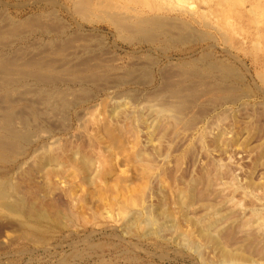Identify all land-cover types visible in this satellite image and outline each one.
Listing matches in <instances>:
<instances>
[{"label":"rangeland","instance_id":"1","mask_svg":"<svg viewBox=\"0 0 264 264\" xmlns=\"http://www.w3.org/2000/svg\"><path fill=\"white\" fill-rule=\"evenodd\" d=\"M50 1H52V2L50 3ZM129 1H130L129 4H127L129 9H127L123 13V16H125V15L134 16L135 15L134 19H136V18L145 19L144 17L146 16L147 17L146 19L150 18V20H151V17L153 16L152 19H154V18H158V19L167 18V19H169L170 18L169 19L170 21H172V19H173V21H176L177 23L183 21V23H181V24L183 26H186L185 27L186 29L188 27L187 34H189V35H187L185 33L186 38L181 40L182 42L181 41L177 42V40L180 38L175 37L174 38L175 40H169L168 41L166 38L165 39H164V37L162 38L163 35L158 33L155 30L149 31L148 32L149 35H148V33H147V35H144L142 33L137 34L138 32H135L133 30L136 27H133V26H132L133 29H131V31L132 32L134 31L133 32L134 34L130 30L126 31L124 33L123 31H121L119 29L121 27L119 25H117L112 19H111L112 20L111 21L109 18V17H114V16L118 17V15H120V13L123 10L112 9V12H113V14H112L109 11L111 9V7L109 9H107V7H103L101 10H98L97 8H95L96 9L95 10L92 7L93 10L92 9L89 10L91 15L89 13V15H87V17L89 16L87 19L86 16H83V14H80V16H79V14L76 11L75 6H73L75 9V10H73V11H75V14H74V12L72 11L73 7H71L72 3L70 0H38V1L37 0H0V24H1L0 30H1V27H2V31H3V29H5V28L7 30L11 29L12 27H10V26L14 27V25L16 26L19 24H21L23 26V28H20L21 31L18 33L19 37L17 35L16 36L15 35H9L8 38L10 39V41H9V39H7V35L4 36L3 38H0V41L2 43H3L2 40H4V42H5V43L0 45V51H2V53L4 52L3 54L0 52V60H3L2 62H5L6 64H7V62H6L7 60L9 61L8 64L13 63V65L12 64L10 65L11 67L5 65L4 70L6 72H10L12 66H14L12 69L15 70L14 68L16 66H22L23 63H26L28 61H30V62L36 61L37 59L34 57H37V58L39 57L37 61H39V62L45 61V62L40 63V64L44 65V72L43 73L44 74L47 73L45 75L48 76L49 78H52V80L49 81L48 87H50L49 89L52 90L53 96H54V93L56 92V90H57V92L58 91L60 92L61 90L64 89V86H65V90H67V91L63 90L62 93L60 92V94H62V95H60L59 93L56 92L55 93L56 96H54L53 100L55 101L56 97L58 98L59 95L62 97H64V95H65L64 98H66L67 101L69 99L71 100V101L70 100L68 101L69 103H71V105L70 104L68 105L69 108H67V105H64L66 108L64 106H62V109L64 108L65 110H61L60 109L61 107H59V109H58V108L50 106V108H49L48 107L49 105L47 104V102L44 103L45 100L43 101V99L40 98V96H42V93L39 94L38 92L34 91V90L37 91L38 89L43 90L41 87L45 88L47 86L44 84H38L37 81L35 84V80H33V79H29L23 83H19L18 85H15L16 86V87H14V89H16L15 91H13V89L12 90L8 89L11 91L10 92L11 94L8 93L7 94L8 97L6 99H4V101L0 98V102L2 101L1 102L2 105L0 104L1 105L0 106V114H1L0 115V121L2 118V114L4 115V113L6 112V110L8 108H10L9 110L12 111V119L15 118L11 121V122H13V124H11V126L9 124H7L6 122H4L5 124H4L3 133L4 134L6 133L5 131L7 129L5 130V127H7V126L8 127H14V128H18L17 130L20 132V134H23L24 136L26 135V137L28 138V139L26 138V140L22 139V140H19V142L18 141L16 142V146L19 145L17 147L18 149L15 147L13 149L14 150L16 149V151L19 153L13 151L12 148H11L12 149L11 150L7 146H6L7 148L5 147L4 149H0V153L2 152V154H0V191H1L0 193L2 194L0 197L1 198L0 199V203H1V205H0V227H1L0 228V239H1L0 240V264H148V263L149 264H264V255H262L263 258L261 256H258V255L257 256H251L250 255L246 259H243L242 255L246 256L247 254L245 252H241L244 250L242 249V247L240 246L239 243L237 245H234L235 242L231 243V244L234 243L233 245L229 244L228 248H227L228 250L231 251L230 253H235L232 255L233 260L226 261L227 262L226 263L225 261H223L222 258H220V256H219L220 253H217V252H219V250H218V248H215L216 247L215 245L204 243L205 245L203 246V245H201V244H203L202 237L197 236L199 233L200 227H201V225H200L201 220H203L204 217L207 216L206 214H209L212 211L208 206V204L211 203V201L214 203L217 202V204L219 203L218 206L217 205L216 206L218 209H220L219 214H221L223 216V218L221 219L223 222L222 221L218 222V223H220V225L218 224L219 226L217 227V232L221 230V227L223 224L225 226H227V225L230 226L232 224L230 222H234L233 221L234 218L229 219L227 217L228 219H225L226 215H229L231 217L230 212L231 213L234 212V215H238L239 219L241 217V218H243L242 220H245L246 218L250 219V217L251 218L253 217V216H250L251 215L250 211H252V210L255 211L257 213V215L258 214L261 215V216L256 215L255 217L257 219L255 217L252 219V221L254 222L253 223L254 229L255 230H256V228L259 230L263 229L262 231H259V230L258 231L260 233L264 232L263 227H262V229L258 228L257 225L255 224L256 220H260L261 223H262V221L264 222V213H263L264 212V188H263L264 187V183H263L264 182V114H263L264 113V82H263L264 81V67H263L264 66V26L260 25L257 27V25L256 26L253 25L251 23V20H252L251 15H249L245 11L248 7H250L251 3H254V4H255V2H256V4L259 3L258 0H244V3H241L237 7L232 8L230 10L227 8H225L223 10L224 4L222 2H219L218 0H211V2H209L205 6L202 5V9H206L208 13H211V14H209V16L211 18H213V19H211L212 25H211V23H206V22L204 24L203 21L197 19L198 15H193L192 13L179 12V11H175V10H171L169 12L168 11L164 12L163 10H159L160 11L159 12L158 10L155 11V9L153 7L147 8L144 5H142V3L139 4L137 2V0H129ZM115 4H116V2H114L113 6ZM210 4H211V6H210ZM242 4H244V5H242ZM123 6H126V5H123ZM130 7H131V9H130ZM50 9H52V10H50ZM208 9H210V10H208ZM235 9H236V11H235ZM70 10H71V12H69ZM45 11H47L49 13H47V12L44 13ZM105 11L106 12L108 11V13H110L112 15H114L117 11V14L114 16H112V15L110 16V14H108L109 16L107 15V17H106L105 16L106 14L103 13ZM213 11H215V12L217 11V13H215ZM54 12H56V13H54ZM236 12H238L241 15L240 16L241 18L234 16V14ZM43 13L45 14V16ZM167 13H168V15H167ZM92 14L95 17H96V15H98L99 17L97 16L95 19V17H93ZM100 14H102L103 16L101 15L102 17H100ZM224 14H227L229 17L231 16L232 30H234V31L236 30L235 32H232L225 27H224V31L219 29V27L221 25V21H222V16ZM159 15H162V16H159ZM245 15H246V17H245ZM58 16H59V18H58ZM156 16H159V17H156ZM242 16L245 18H243ZM30 17L32 18V21H34L35 24L38 23L39 26L34 25V22H32V21L30 22V20H31ZM41 17H45V18H43V20H42ZM50 17H51V20H49ZM103 17H104V20H102ZM140 17H142V18H140ZM19 18L21 20H19ZM121 18H124V17L121 16ZM215 18H218L216 20L217 24H216V21L214 20ZM5 19H7V20H5ZM26 19L27 20L29 19V21H28L29 23L27 22ZM177 19H178V21H177ZM235 19H236V21H235ZM239 19H241L242 21ZM48 20H49V22H48L49 24L47 22H45ZM40 21H41V25L39 24ZM43 21H44V23H43ZM50 22L52 23V25L50 24ZM46 23L48 24V26L46 25ZM53 23H55L57 26ZM239 23H240V25H239ZM42 24H43V28H42ZM112 24H114L115 28ZM244 24H246V25H244ZM116 25L118 26L117 29H116ZM53 26H54V28H53ZM210 26L212 27V29ZM215 26L219 30H217V28ZM8 27H10V28H8ZM64 27H66V30ZM239 27H243L245 29V32L241 33L238 30ZM49 28H52L53 30L50 29L51 30L50 31ZM60 29H62V30H60ZM25 30H26V32H25ZM27 30H32V31H28L29 32L28 33ZM48 30L51 33H49ZM55 30H56V32H54ZM189 30H190V32H189ZM201 30H203L202 32L205 31L204 35L201 33ZM44 31H46V32H44ZM219 31L222 32L223 34L220 33ZM155 32H157V33L155 34ZM194 32H195V34H193ZM206 32L209 35V37H207V39H206V36H208V35H206ZM224 32L226 33V36H225ZM258 32L260 33V35L258 34ZM210 33L212 34V37H211ZM250 33H252V34H250ZM76 34H77V36H76ZM198 34H199V37H197ZM69 35H71V36L69 37ZM73 35H75V36H73ZM200 35H202V36L206 35V36H205V38L204 37L201 38ZM256 35H258L259 41L263 42V45L258 44L259 47L261 48L259 51H254V49H253L254 41H256V38H257ZM66 36H68V37H66ZM93 36H94V38H93ZM142 36H144V37H142ZM222 36H224V37H222ZM47 37H49V38H47ZM55 37H56V39H55ZM82 37H84V39ZM12 38L14 40L13 43H12V41H13ZM226 38H227V41H225ZM17 39H20V40H17ZM45 39H47V40H45ZM57 39L59 40V43L57 42ZM68 39H70V40L67 42L66 40H68ZM186 39H188V40L184 44V41H186ZM27 40H29V41H27ZM95 40L98 42H96ZM146 40L148 43L146 42ZM192 40H194L195 42ZM30 41H31V43H30ZM44 41H46L47 43L46 42L44 43ZM54 41H56V42H54ZM63 41H64V45H62ZM23 42L25 43V45H23L24 44ZM53 42L55 44H57L58 46L53 44ZM65 42L68 44H66ZM127 42H131V43H127ZM166 42H169V44H167ZM29 43L33 47L31 45H29ZM34 43H37V44H34ZM51 43L53 45H51ZM27 44L30 48L28 47L26 49L25 47L27 46ZM33 44L35 45V48H34ZM70 44H72L71 47L69 46ZM92 44H94L95 46H93ZM97 44H98V46H96ZM244 44L246 45V47ZM7 45L10 48H8ZM41 45L42 46L45 45V47L47 45H49V46L46 48L43 47L44 48L43 49ZM86 45H90V46L86 47ZM99 45L100 46L102 45V47H100ZM158 45L162 46V48L158 47ZM16 46L17 47L20 46L22 49L19 47H18L19 48L18 49ZM23 46H25V47L23 48ZM52 46H55L57 48L54 47V49H53ZM68 46L70 48H67ZM165 46L166 47L168 46V47L166 48ZM229 46L231 48H229ZM14 47H16V48H14ZM175 47H176V49H175ZM218 47H220V48H218ZM243 47H244V50L242 49ZM245 48H246V50H245ZM12 49H14V53H17L16 49L19 50L18 51L19 53H17V55L19 54L18 56L20 59L17 60L18 56L12 52L13 51ZM39 49H42V50H39ZM45 49H46V52L44 51ZM75 49H78V50L80 49V50L76 51ZM171 49H173V50H171ZM32 50L34 51L35 54L33 53ZM49 50H51V52ZM56 50H58V51H56ZM70 50H72V51H70ZM81 50H82V52H81ZM161 51H163L164 53ZM205 51L206 52L209 51L210 55L208 53H206ZM243 51L245 54L243 53ZM142 52H143V54H142ZM211 52H212V54H211ZM25 53H27V55ZM44 53H45V55H44ZM53 53H54V55H53ZM55 53H57L58 56ZM60 53L61 54L63 53L64 56H63V54L61 56ZM76 53H78V54H76ZM202 53H204V54H202ZM249 53H250V55H249ZM40 54L43 55V57H40L41 56ZM146 54H148V56L151 55V58L148 57ZM13 55H15V56H13ZM20 55L24 58L20 57ZM29 55L31 56L30 58H29ZM139 55H141V56H139ZM207 55L209 57L210 56H212V57L209 58ZM9 56L10 57L13 56V57L10 58ZM50 56H51V61H49ZM194 56H196L198 58H196ZM56 57L57 58L59 57V58L57 59ZM70 57L71 58L73 57L74 59L72 58V60H71ZM187 57H189V58H187ZM202 57H204L203 60L200 59ZM5 58H7V60H5ZM13 58L16 60H14ZM79 58H81L82 61ZM86 58L89 60V63L91 62L90 63L91 65H88L89 64L88 61L85 62V60H87ZM114 58H115V60H114ZM129 58L132 59L131 62H130ZM25 59H28V61ZM190 59L192 62L190 61ZM194 59L196 61H194ZM55 60H56V62H55ZM138 60H139L138 63H140V64L136 63ZM148 60H150V61H148ZM181 60L184 61V63L186 62V65H184ZM186 60L190 61V62H188V65H187ZM15 61L16 62L18 61V62L15 63ZM21 61H23V62H21ZM97 61H99V62L97 63ZM105 61H107V62H105ZM132 61H134V62L136 61V62L134 63ZM208 61L212 62L218 66H219V63L221 62L222 64H220V65L222 67L219 66V68H221L220 70H223L225 67H227L225 69H228V71L227 70L226 71H224V70L220 71V70H218L219 69L218 67H216V68H218L217 70L215 68V71L209 70L208 69V67H209ZM60 62H62V64ZM75 62H77V63H75ZM180 62H181V64L179 65ZM19 63H21V65ZM101 63H103V65ZM130 63H132V64H130ZM170 63L171 64L173 63L172 66ZM233 63L235 64V66H233ZM58 64L60 66L61 65L62 66L60 67V66H58ZM85 64H87V66ZM149 64L152 67L149 66ZM167 64H169V65H167ZM48 65H52V66H48ZM99 65H102V66L99 67ZM116 65H117V67L118 66H120V67L117 68ZM140 65L143 68H145L146 70L142 69V67ZM207 65H208V67H207ZM46 66H48V67H46ZM53 66L55 68H53ZM196 66H197L198 71L196 70ZM198 66H200V67H198ZM64 67H65L66 71L68 70L67 72L65 71V69H63ZM74 67H75V69H74ZM81 67L82 68L84 67L83 69H85V70L81 71L82 70ZM8 68L10 69V71H8L9 70ZM78 68H79V71H78ZM130 68L132 70H134L135 72L133 73V71H131ZM135 68H138V69L141 68V69L138 70ZM180 68H182L183 70ZM187 68L191 71L186 70ZM161 69H163V70H161ZM200 69H201V71H200ZM232 69H236V70H238V72L236 70H232ZM60 70H62V71L59 72ZM72 70H76V71L73 72ZM96 70L98 71V73ZM94 71H96V73L98 75L95 73V75H92V77H91L90 73L91 72L94 73ZM104 71H106V72H104ZM122 71H124V72L126 71L124 75H121L124 73V72L122 73ZM175 71H178L179 73H177ZM192 71L195 73H192ZM78 72H80V75H79V78H81L80 80H82L83 75H85L87 72V74L90 76L88 77L87 74L85 76L88 77L87 79L91 82H89L87 79L80 82L79 79L77 80L78 77L74 78ZM112 72H113V74H112ZM119 72L121 74H118ZM158 72H160V74ZM166 72H168L169 74ZM229 72H231V73H229ZM60 73L62 74L61 76H60ZM70 73L73 74L72 75L73 78H68L71 76ZM99 73H100V75H102V77L99 76ZM105 73H106V76H103V75H105ZM108 73L110 75L112 74L111 77H110V75L107 76ZM206 73H207V75H206ZM227 73H228V75H227ZM236 73L239 76H237ZM53 74L56 76L55 79H54ZM56 74H58V75H56ZM67 74L70 76H68ZM126 74H127V76H126ZM161 74L162 75L166 74V75L162 76ZM1 75L3 76L2 71L0 70V78L2 77ZM50 75H51V77H50ZM159 75H161V76H159ZM172 75H174V76H172ZM180 75H181V77H180ZM194 75H196V76H194ZM221 75H223L222 77L225 76V79L221 83L223 86L222 85L219 86V88L221 90V92H220L219 88H217V89L213 88L214 84L212 83V81L214 80V78L215 79H221V78H218ZM96 76H98V78ZM211 76H212V78H211ZM216 76H217V78H216ZM94 77H95L96 81L94 80ZM112 77H113V79H112ZM119 77H120V79H119ZM139 77L140 78L142 77V79H140ZM145 77L147 80L145 79ZM163 77H164V79H163ZM168 77H169V80H167ZM173 77H175L176 79H173ZM89 78H91L93 80H90ZM133 78H134V80H133ZM261 78L263 80H261ZM70 79H73V81L77 80V82L79 81V83H77L76 81L70 82V81H72ZM114 79L116 80V82ZM136 79H137V81H136ZM172 79L175 81H173ZM190 79L193 81L189 82V81H191ZM199 79H201V80H199ZM204 79H206V80H204ZM101 80H103V81H101ZM139 80H140V82H139ZM207 80H209L210 82L208 83ZM3 81H4L3 78H2V80L0 79V88L3 86V84L1 83ZM92 81H93V83H92ZM107 81L108 82L110 81L111 83H108ZM86 82L87 83L89 82V83L86 85ZM136 82H138V83H136ZM141 82L145 85H143ZM198 82H199V84H198ZM123 83H125L126 85ZM139 83L142 85H140ZM203 83H205V84H203ZM66 84L68 85L67 88H66V86H67ZM73 84H75V85H73ZM93 84H97L98 88H96L97 85L95 86ZM169 84H170V86H169ZM194 84H196L195 87L193 86ZM224 84H228V85L226 86ZM230 84H232V85H230ZM244 84H245V86H244ZM20 85H21V89L18 88V87H20ZM24 85H26V86H24ZM28 85L31 88H29ZM109 85H110V88H109ZM115 85H116V88H113V87H115ZM119 85H121L123 87H121ZM161 85H163V86L161 87ZM93 86H95V87H93ZM183 86L184 87L186 86V87L184 88ZM221 86L227 90H223V88H221ZM225 86H226V88H225ZM25 87H26V89H25ZM38 87H40V88H38ZM78 87H80L81 90H79L77 92L76 89H78ZM106 87L108 89H106ZM159 87H161V88H159ZM180 87H182V89H184L185 91L180 89ZM190 87H192L196 91L199 89L201 92L200 93L201 95L198 94L199 90L197 92H193V91H191L192 88H190ZM86 88L88 91L86 90ZM152 88H153V90H152ZM167 88H170V89H167ZM176 88H179V89H176ZM186 88H188V89H186ZM72 89H75L74 90L75 92H73ZM95 89H98V90H95ZM205 89H206V91H203ZM208 89H211V90L208 91ZM229 89H231V91H229ZM232 89H234V90H232ZM246 89L250 92H248ZM69 90H70V92H69ZM155 90H156V93L158 92L157 94L159 96L155 92H153ZM171 90L173 91L172 92L173 96L170 94ZM213 90L215 92H213ZM237 90L240 91L241 93L238 92ZM0 91H1L0 94H2L3 89L1 88ZM101 91H103V92H101ZM125 91L128 93H126ZM146 91L147 92L150 91V92L147 93ZM188 91L189 92L191 91L190 96L188 94ZM224 91H226V93ZM14 92H16L17 94L15 93V95H12V94H14ZM79 92H80V94L88 93V95L85 94L86 95V97H85V95L82 94L78 99V96L80 94L78 96H76V95ZM166 92L167 93L169 92L168 95ZM184 92H187V93H184ZM209 92L210 93L212 92L213 97H214V94H216V92L218 94H216L217 96H215L213 98L212 95L209 94ZM36 93H37V95H35ZM138 93H140V94H138ZM150 93H152V94H150ZM4 94L5 93L0 95V97H2ZM57 94H58V96H57ZM119 94H120V96H118ZM122 94H124L125 96H126V94H128V96L125 97ZM133 94H135L136 96L135 95L133 96ZM144 94H145V96L147 95V97L150 96V97H148V99L151 98V96L153 95V97L150 100L153 99L154 101H157V100L159 101V99H160V102H155L158 104H155L154 101L152 103V102H150V100L148 102V100L144 96ZM73 95L77 99L76 98L74 99ZM90 95H93V97ZM112 95H114V96L112 97ZM165 95L167 98L165 97ZM180 95L183 98L185 95L187 97L185 96L186 98L181 99V97H179ZM18 96H20L21 98ZM202 96H203V98H202ZM23 97L25 99H22ZM26 97L27 98L31 97L28 100L31 103H35V104L37 103L36 105H38V106L35 107V104L30 106L28 100H26L27 99ZM62 97H60L58 100H60V101L63 100ZM82 97H84V99H82ZM130 97H133L132 100L130 99ZM135 97H137V98H135ZM154 97L157 100H155ZM168 97H169V99H168ZM170 97H171V99H170ZM188 97H189V99L194 101L193 102L194 104L192 103L191 100L188 99ZM200 97H201V99L198 100V98H200ZM223 97H225L226 100L227 99L229 100V98H230V101L232 100L231 101L232 103L228 100L227 101L223 100L224 99ZM172 98H175V99H172ZM17 99H19L20 101L18 100L19 101L18 102ZM35 99H36V102H35ZM185 99H187V101L188 100L189 101L187 102ZM7 100H10L11 102L9 101L10 103L9 102L7 103ZM58 100H56L55 102H57L59 105L61 102H59ZM128 100H129V102H128ZM130 100H131V102H130ZM170 100H172V101L170 102ZM176 100H178V101H176ZM200 100L202 102L204 101L203 104H202V102H200ZM207 100L210 101L209 104H207L208 103ZM54 101H53V103H54L53 105L56 106L57 103L55 104ZM83 101H85V102H83ZM166 101H167L166 104L169 106H167L165 104ZM179 101L180 102L183 101V102L180 103ZM197 101H199L200 104ZM146 102L148 103V105ZM185 102L187 103V106L184 108L185 109V111H184L185 113H184L182 111L184 109H182V110H180V109H181V107H183L186 104ZM3 103H5V104H3ZM72 103L74 104V107H72L73 106ZM151 103H152V107H151ZM210 103H212V104H210ZM159 104L160 105L162 104V106H159ZM176 104H178L180 106V109H179L178 105L176 106ZM153 105H155V107H153ZM165 105H166V107H165ZM170 105L172 106V108H168V107H170ZM173 105H175V107L178 108L177 110L179 113L175 110V107H173ZM189 105H190V110L187 109V111H191L192 114H191V112L189 113L186 111V108H189ZM192 105H194L193 108H192ZM198 105H200V106H198ZM201 105H203V106H201ZM6 106L8 107L7 109H6ZM24 106H26V107L24 108ZM216 106H217V108H216ZM42 107L44 108V110L42 109ZM157 107L161 112L160 113L159 111H157L159 114H157V112H156ZM161 107L167 109V112L169 114L171 113L174 116L176 115L177 116L176 119H175V117H173V115L170 114L171 115L170 116L166 112V110L164 111V109H162ZM203 107L204 108L207 107V108L204 110ZM262 107H263V109H261ZM26 108H28V109H26ZM35 108H37V109H35ZM12 109H14V110H12ZM33 109L39 111V117L38 118H36L34 116V113H33L34 110ZM38 109H40V110H38ZM51 109H54L53 112L50 111ZM169 109L171 111H169ZM15 110L16 111L19 110L20 112L19 111L16 112ZM22 110L23 111L26 110L25 112L27 114L25 112H23ZM74 110H76V111H74ZM152 110H155V112H153ZM14 111L16 112V115H15ZM56 111H59V112H56ZM80 111L83 115H81ZM143 111L146 113L144 114ZM43 112L46 116H44ZM138 112L139 113L143 112V113L139 114ZM180 112H181V114L183 113L182 114L183 116L180 114ZM199 112H200V115H199ZM21 113H23V114H21ZM51 113L52 114L55 113L57 116L55 114L50 115ZM89 113H91V114H89ZM153 113H154V115H153ZM202 113H204V115H201ZM110 114L112 116L114 115V119ZM137 114H139L138 116L143 115L142 117H144V119L149 118V120L147 122H145L147 125L145 123H143L146 126L142 124L143 118L141 116L139 117V118H141V122H140L139 118H138L139 120H137V117H138V116H136ZM188 114H189V116H187ZM190 114H191V116H190ZM18 115H19V117H18ZM47 115H50V117ZM115 115H117V117ZM167 115H169L168 117H170V118H167ZM192 115H194V116L192 117ZM186 116L188 118H186ZM46 117L47 118L49 117L48 119H51V120H49V122H48V120H46L47 119ZM66 117H67V120L65 119ZM111 117L113 120L110 119ZM122 117H124V118H122ZM132 117H134V119ZM190 117H192V118H190ZM19 118H21L23 120L20 119L21 121H19L18 120ZM43 118H44V120H41ZM54 118H55V120H54ZM57 118H59L62 121V123L66 120L63 123L64 126L62 123H60L61 121L59 122V119H57ZM162 118L166 119V120L162 121ZM33 119H35L34 122H32ZM167 119L169 120V122ZM14 120H16V122H18L19 124H21L23 121H24V123H22L21 125L16 123L17 124L16 125ZM115 120L117 122H115ZM153 120H154V122H153ZM254 120H255V122H254ZM90 121H91V123H90ZM186 121H189V123H187ZM43 122H44V124H43ZM128 122H129V124L126 125ZM51 123H52V125H51ZM151 123H152V125H151ZM160 123H161V125H160ZM29 124H31L32 126ZM38 124H39V126H38ZM26 126H28L29 128ZM33 126H34V128H33ZM102 126H104V127L109 126L108 128H110L112 130L111 135H108V136H111L110 138L113 139L112 141L109 137H107V134L105 132H104V134L101 133L103 131L102 128H104ZM112 126H114V129ZM172 126H173V128H172ZM117 127L119 128V131H118ZM144 127L148 128V129H146ZM259 127H261L262 129ZM22 128L24 130H21ZM125 129H126V132H125ZM134 129L136 131H134ZM43 131H45V132H43ZM128 131H130L129 132L130 135H127V134H129ZM131 131H132V133H131ZM169 132L170 133L172 132L174 134H172V133L170 134ZM222 132H225V133H222ZM119 133H120V135H119ZM116 134H118V135H116ZM169 134L171 136H169ZM29 137H31V138L29 139ZM91 137H92V140H91ZM114 137H115V140H114ZM107 139H108V141H106ZM218 140H220V141H218ZM32 141H34V142H32ZM92 141H94V142H92ZM126 141H128V142H126ZM112 142H114L117 145H115V144L113 145ZM108 144H109V146H108ZM107 146H108V149L105 150ZM43 147H44V149L42 150ZM84 147H85V149H84ZM145 147L148 149L146 150ZM221 148H222V150H221ZM64 150H66V151H64ZM33 151H34V153H33ZM41 152H42V154H41ZM47 152L49 155L48 154L46 155ZM97 152H99V153H97ZM130 152H131V154L129 155ZM132 152H134V153H132ZM147 152L149 153L150 157H153L155 159L154 161H153V158L149 161L150 157L148 156ZM69 153H71V154H69ZM12 154H13V156H12ZM14 154L15 155L17 154L16 157L14 156ZM88 154L90 155L91 159L92 158L94 159V161H93V159L89 160L90 158H88L89 157ZM59 155L62 156L63 159ZM68 155L71 157H69ZM84 155H85V157H84ZM114 155L116 156L115 158L113 157ZM43 156L44 157L45 156H51L52 157V159L49 160L48 165L45 164L44 166H42L45 169L44 168L42 169V167L39 166V160L40 159L39 160L36 159V157L37 158H43ZM86 156H88V157H86ZM136 156H137V158H136ZM144 156L149 157V158H146ZM1 157L3 158V161L1 159ZM58 157H60V158L57 160ZM77 157H79V158H77ZM133 157H134V159H133ZM72 158H77L80 162L81 161L82 162L80 163L78 160L73 159V163H72ZM82 158H84V161L82 160ZM86 158H88V159H86ZM143 158H144V160H143ZM111 159L113 161L112 164H111ZM158 159H159V161H158ZM107 160L109 163L107 162ZM34 161H35V163H34ZM90 161H91V163H89ZM102 161H104V162H102ZM135 161H137V163L139 162L141 165L139 163L138 164L135 163ZM96 162H98V163H96ZM32 163L35 166L36 165H38V166L35 167ZM106 163H107V165H106ZM175 164H177V165H175ZM84 165L86 166V168ZM150 165H151V168H149ZM31 166H32V168H31ZM108 166H111V167H108ZM145 167L149 168L151 171L148 172L147 168H145ZM202 167H204V168H202ZM33 168L36 170H34ZM46 168H48V170ZM51 168H53L52 169L53 171H51ZM72 168H73V170H72ZM78 168H80V169H78ZM212 168H213V170H212ZM28 169L29 170L31 169V171H30V173H32L31 175L29 174ZM32 169H33V171H32ZM59 169H60V172H59ZM84 169L86 170V173H87V175H86L87 179L85 178L86 176L83 177L84 175H82ZM205 169H208V170L205 171ZM219 169H222V170H219ZM39 170H40V172H39ZM42 170H44V171H42ZM57 170H58V172H57ZM89 170H90V172H89ZM200 170H202V171H200ZM214 170H216V171H214ZM34 171L39 172L38 175ZM41 171L44 172V174L41 173ZM45 171H47L48 175ZM62 171L64 173H62ZM209 171H212L214 174L219 173V176H222L221 181H218L219 183L222 182V183H220L222 186L218 187V185H219L218 184V185H216L217 186L216 188H215V186L213 188L216 190V192H219L222 189V191H223V192H221L222 194H220V193L219 194H220V196H222V195L223 196L219 197L216 195H212L211 201L207 198H204L205 199L204 201H203V199L199 200V201L196 200L197 202L193 201L194 202L193 207L190 206L188 209L185 210V212L183 214V212H180L179 207L176 204V200H174V199H176V198H174L175 197L174 193L176 195L179 193L178 190L181 188V185H182V188L183 187L187 188L186 183H187V185H190V186L196 184L195 185L196 191L201 190L205 181L201 180L200 177L205 176L207 173L209 174L210 173ZM224 171L227 173H225ZM52 172H56V173H60V174H56V173L52 174ZM61 173H62V175H61ZM76 173H77V175H76ZM101 173H103V174H101ZM197 173H199V174H197ZM211 173H210V175H211ZM133 174L135 176H133ZM33 175L35 177H33ZM144 175H146V176H144ZM186 175H188V176L186 177ZM89 176H90V178H89ZM151 176H152V178H151ZM36 177H38L39 180ZM51 177L53 178V180ZM79 177H80V180H79ZM197 177H199L200 179H198ZM68 178H69V180H68ZM133 178H134V180H133ZM163 178H164V180H163ZM58 179H59V181H58ZM81 179H83V180H81ZM62 180L64 183L62 182ZM87 180L89 182H87ZM180 180H183V181L181 182ZM232 180L234 181V183H233L234 185L232 184L233 186L231 187L230 184L232 183L231 182ZM27 181H28V183H27ZM174 181H176V182H174ZM177 181H178V183H177ZM190 181H192V182H190ZM194 181H196V182H194ZM199 181L200 182L202 181V182L200 183ZM156 182H158L159 184ZM184 182H185V186H183ZM223 182H225V183H223ZM251 182L255 183V184H253V186H252ZM179 183L180 184L183 183V184L180 185ZM261 183H263V184H261ZM9 184H10V186H9ZM93 184H94V186H92ZM250 184H251L252 188L250 187ZM11 185L14 187H12ZM136 185H138V186H136ZM259 185H261V187H259ZM96 186L98 188H96ZM143 186H145V188ZM174 186H176V187H174ZM236 186H237V188H236ZM8 187H10V188H8ZM24 187H26V189ZM30 187L34 191L31 190ZM133 187L134 188L136 187V188L133 189ZM147 187H148V189H147ZM172 187H173V189H172ZM226 187L229 189H227ZM243 187L245 188V191L243 190L244 189ZM246 187H248V188H246ZM239 188H242V190ZM249 188H251L252 190ZM3 189L5 190V192L8 191L7 192L8 194L6 193L7 195L5 198L4 197L2 198L3 193H5V192H3L4 191ZM89 189H90V191H89ZM130 189L132 190L133 195L131 194ZM140 189H143V190H140ZM214 189H213V191H214ZM217 189H219V190H217ZM225 189H227V190H225ZM230 189H233V190L231 191ZM255 189H257V190H255ZM107 190H108V192H107ZM110 190H111V192H110ZM119 190H120V192H119ZM30 191H31V193H30ZM141 191L144 194L146 192L145 196L143 195V193ZM10 193L12 195H9ZM50 193H51V195H50ZM156 193H158V194H156ZM13 194H15V196ZM135 194H136V196L134 197ZM137 194L140 195L141 198ZM149 194H151V195L149 196ZM226 194H228V196ZM238 194H239V196H238ZM240 194H242V195H240ZM107 195L109 196V198ZM119 195H121L122 198ZM130 195L133 196V198H134L133 200H132V197L130 198ZM217 195H218V193H217ZM243 195H244V197H243ZM44 196H45V198H44ZM47 196L49 198H51L52 201H50V199ZM124 196H125V198H124ZM214 196L216 197V199L217 198H219V199H217V200L214 199L215 198ZM224 196L227 197V198L225 197L226 201H224V203H222V202L220 203L219 202L220 198H223ZM142 197H145V198H142ZM15 198H16V200H15ZM105 198H106V200H105ZM137 198H139V199H137ZM259 198H261V200ZM29 199H31V201ZM71 199H73V200L71 201ZM140 199H142V200H140ZM69 200H70V202H69ZM101 200L103 201L105 206L103 205ZM137 200H138V202H137ZM33 201H34V203H33ZM109 201H111V202L109 203ZM126 201L128 203H126ZM131 201H133L134 203ZM249 201H250V203H249ZM51 202H53V203H51ZM106 202L108 205L106 204ZM112 202L116 203V204L114 203L115 206L112 204ZM118 202H122L123 206L121 205V203L119 204ZM244 202H245V204H244ZM4 203H6V204H4ZM88 203H89V205H86ZM92 203H93V205L91 206ZM138 203H139V205H138ZM236 203H239V205L238 204L236 205ZM3 204L6 205L5 208L1 207V206H4ZM79 204H80V206L81 205L82 206L80 207ZM94 204H96V206ZM97 204H98V207H97ZM109 204H111L110 205L111 207L109 206ZM127 204L130 206L127 207ZM251 204H252V206H251ZM17 205H19V207ZM48 205H51V206H48ZM112 205L114 206V208H112L113 207ZM119 205H121V206L119 207ZM134 205H135V207H134ZM147 205H148V207H145ZM240 205H242L244 208ZM116 206L119 208H117ZM139 206H140V208H139ZM205 206L207 207V210H206ZM15 207H17L19 209L15 208ZM41 207H42V209H41ZM96 207L98 209H96ZM169 207H170V209H169ZM175 207L178 209H176ZM252 207H254V208L256 207V208L252 209ZM6 208H8V209H6ZM9 208H12V209L9 210ZM76 208H77V210H76ZM80 208H82V209H80ZM83 208L84 209L86 208V209L84 210ZM225 208H226V210H225ZM111 209H113V210H111ZM121 209H123L124 211ZM143 209H144V212H143ZM164 209H168V210H164ZM11 210H13V211H11ZM40 210L42 212H40ZM119 210L121 212H119ZM133 210H135V211H133ZM145 210H146V212H145ZM147 210H148V212H147ZM151 210H153V212ZM170 210L172 213L174 212L173 213L174 215L170 212ZM187 210H190V211H187ZM15 211H17V212H15ZM30 211H31V213H30ZM78 211H79V213H78ZM113 211H115V213H113ZM165 211H167L168 214ZM259 211H260V213H259ZM154 212L155 213L161 212L162 214H163V212H165L167 214V217H162V215H161V219H162L161 220L160 218H156V217H158L157 216L158 214L156 215ZM122 213L126 214V215H123ZM149 213L155 214V216H156L155 218L157 220L155 218H153L154 216L151 217L152 215L150 216ZM187 213L188 214L190 213L191 216H188ZM65 215H66V217H65ZM114 215H115V217H114ZM116 215H118V216H116ZM127 215H128V218H127ZM132 215H133V217H132ZM143 215L146 218H144ZM199 215H201V216H199ZM121 217H123V218H121ZM173 217H174V220H173ZM188 217H193L194 219L193 218L191 219ZM259 217H260V219H259ZM187 219L191 220L196 225L193 223L195 226L193 225V227H192V224ZM45 220H46V222H45ZM70 220L72 222H70ZM193 220H196V222ZM197 220H200V221H197ZM224 220L225 221L228 220L229 222L227 221L226 223H224L225 222ZM68 221H69V223H68ZM181 221H182V224H180ZM176 222H177V225H176ZM257 222L259 223V221H257ZM198 223H199V225H198ZM127 224L128 225L130 224L131 226L130 225L128 226ZM161 224L163 225L164 228H162V227L159 228V226ZM173 224H174V226H173ZM30 225H31V227H30ZM139 225H140V227H139ZM233 225L235 226L236 222L233 223ZM27 227H28V229H27ZM176 227H177V229H176ZM11 228H13V229H11ZM180 228L183 229L184 231H180L181 230ZM185 228H187V229H185ZM159 229H160V231H159ZM248 229H249V226H248V228L243 227L241 230L238 228L237 229L238 232L236 233L237 237H241V236L243 237L244 233L247 232L245 230H248ZM5 231H7V232H5ZM16 231H18V232H16ZM23 231H24V233H23ZM3 232H5V233H3ZM126 232H128V233H126ZM177 233H178V235H177ZM190 233L192 234L193 239H192V237L189 236ZM241 233H243V234H241ZM30 235H33V236H30ZM183 236L184 237L186 236L185 237L186 239ZM188 237L195 242L197 240V242H199V244L201 246L189 245V242L191 240L188 242ZM178 239H180V240H178ZM36 240H38V241H36ZM201 240H202V242H201ZM186 242H188V243H186ZM89 244H91V245H89ZM97 244H99V245L97 246ZM237 248H238V250H237ZM72 253H74V254H72ZM200 253H201V255H200ZM73 255H75V256H73ZM67 257H69V258H67ZM235 258H236V260H235Z\"/></svg>","mask_w":264,"mask_h":264},{"label":"bare ground","instance_id":"2","mask_svg":"<svg viewBox=\"0 0 264 264\" xmlns=\"http://www.w3.org/2000/svg\"><path fill=\"white\" fill-rule=\"evenodd\" d=\"M38 1V0H37ZM71 1V3H72V5H71V7H73V6H75V8H76V11H77V13L79 14V16H80V14H83V16H86V18L88 19V17H87V15H89V10H91L92 9V7L95 9V8H97L98 10H101L103 7H107V9H109L110 7H111V9L109 10L112 14H113V12H112V9H120V10H123L121 13H120V15H118V17L117 16H114V15H116L117 14V11H116V13L114 14V15H112V14H110V13H108V11L106 12H103L104 14H106L105 16L107 17V15L108 14H110V16L112 15V16H114V17H109L110 18V20L112 19L117 25H119L121 28H119L121 31H123L124 33L126 32V31H131V29H133L132 28V26L133 27H136L135 29H133L135 32H138L137 34H139V33H142V34H144V35H147V33L149 32V31H151V30H155V31H157L158 33H160V34H162L163 36H162V38L164 37V39L166 38L168 41L169 40H175L174 38L175 37H177V38H180V39H178L177 40V42L178 41H181V40H183L184 38H186V34H187V30H188V27H187V29L185 28L186 26H183L181 23H183V21H181V22H176V21H173V19H172V21H170L169 19H167V18H162V19H158V18H154V19H152V17H151V20H150V18L149 19H146L147 17L145 16L144 18L145 19H143L142 17H140V18H142V19H138V18H136V19H134L135 18V15L134 16H132V15H125V16H123V13L127 10V9H129V7L127 6V4H129V0H113L114 2H116V4L113 6V4H114V2L112 1V0H70ZM219 2H222L223 4H224V8H223V10L225 9V8H227V9H232V8H235V7H237L239 4H241V3H244V0H218ZM52 1H50V3H51ZM137 2L139 3V4H141L142 3V5H144L145 7H147V8H154L155 9V11H159V10H163L164 12L165 11H171V10H175V11H179V12H187V13H192L193 15H198V17H197V19H199V20H201V21H203L204 22V24H205V22L206 23H211V25H212V21H211V19H213V18H211L210 16H209V14H211V13H208L207 12V10L206 9H202V5H206V4H208L209 2H211V0H137ZM213 2V1H212ZM258 2L259 3H257L256 4V2H255V4L254 3H251L250 4V7H248L245 11H246V13H248L249 15H251V23L253 24V25H257V27L258 26H260V25H263L264 26V0H258ZM27 3V2H26ZM49 3V2H48ZM32 4V3H31ZM8 5V4H7ZM108 5V6H107ZM123 5H126V6H123ZM131 5V4H130ZM242 5H244V4H242ZM132 6V5H131ZM135 6V5H134ZM210 6H211V4H210ZM4 7V6H3ZM15 7V6H14ZM201 7V8H200ZM220 7V6H219ZM262 7V8H261ZM55 8V7H54ZM100 8V9H99ZM209 8V7H208ZM211 8V7H210ZM53 9V8H52ZM52 9H50V10H52ZM130 9H131V7H130ZM136 9V8H135ZM49 10V11H50ZM73 10H75L74 9V7L72 8V11ZM93 10V9H92ZM96 10V9H95ZM152 10V9H151ZM208 10H210V9H208ZM103 11V10H102ZM101 11V12H102ZM114 11V10H113ZM136 11V10H135ZM232 11V10H231ZM234 11V10H233ZM235 11H236V9H235ZM234 11V12H235ZM47 11H45L44 13H46ZM51 12V11H50ZM53 12V11H52ZM69 12H71V10L69 11ZM74 12V14H75V11H73ZM87 12V13H86ZM92 12V11H91ZM100 12V11H99ZM160 12V11H159ZM213 12H215V11H213ZM219 12V11H218ZM230 12V11H229ZM43 13V14H44ZM47 13H49V12H47ZM54 13H56V12H54ZM93 13V12H92ZM162 13V12H161ZM215 13H217V11L215 12ZM214 13V14H215ZM36 14V13H35ZM98 14V13H97ZM128 14V13H127ZM166 14V13H165ZM172 14V13H171ZM245 14V13H244ZM38 15V14H37ZM40 15V14H39ZM50 15V14H49ZM53 15V14H52ZM90 15H91V13H90ZM102 14H100V17H102L101 16ZM167 15H168V13H167ZM178 15V14H177ZM190 15V14H189ZM243 15V14H242ZM34 16V15H33ZM44 16H45V14H44ZM92 16H93V14H92ZM98 15H96V17H97ZM109 16V15H108ZM121 16L122 17H124V18H121ZM155 16V15H154ZM159 16H162V15H159ZM159 16H156V17H159ZM234 16H236V17H240L241 15L238 13V12H236L235 14H234ZM23 17V16H22ZM25 17V16H24ZM32 17V16H31ZM30 17V18H31ZM49 17V16H48ZM93 17H95V16H93ZM96 17H95V19H96ZM99 17V16H98ZM116 17V18H115ZM167 17V16H166ZM189 17V16H188ZM243 17V16H242ZM245 17H246V15H245ZM245 17H243V18H245ZM249 17V16H248ZM7 18V17H6ZM34 18V17H33ZM42 18V20H43V18H45V17H41ZM58 18H59V16H58ZM85 18V19H86ZM127 18V19H126ZM196 18V17H195ZM241 18V17H240ZM8 19V18H7ZM7 19H5V20H7ZM15 19V18H14ZM39 19V18H38ZM37 19V20H38ZM54 19V18H53ZM91 19V18H90ZM98 19V18H97ZM218 18H215L214 20L216 21ZM248 19V18H247ZM19 20H21L20 18H19ZM27 20V19H26ZM49 20H51V17H50V19ZM49 20L48 21H45V22H49ZM93 20V19H92ZM102 20H104V17H103V19ZM101 20V21H102ZM111 20V21H112ZM169 20V21H168ZM180 20V19H179ZM238 20V19H237ZM239 20H241V19H239ZM29 21V19L27 20V22ZM32 21V18H31V20H30V22ZM53 21V20H52ZM58 21V20H57ZM85 21V20H84ZM89 21V20H88ZM177 21H178V19H177ZM231 21H232V19H231V16L229 17L227 14H224L223 16H222V21H221V25H220V27H219V29H221L222 31H224V27L225 28H227L228 30H230V31H232V32H235L234 30H232V24H231ZM235 21H236V19H235ZM242 21V20H241ZM2 22V21H1ZM32 22H34V21H32ZM55 22V21H54ZM61 22V21H60ZM186 22V21H185ZM196 22V21H195ZM14 23V22H13ZM29 23V22H28ZM43 23H44V21H43ZM46 23V25L48 26V24ZM180 23V24H179ZM197 23V22H196ZM215 23V22H214ZM234 23V22H233ZM237 23V22H236ZM242 23V22H241ZM250 23V24H251ZM3 24V23H2ZM7 24V23H6ZM10 24V23H9ZM39 24L41 25V21L39 22ZM50 24L52 25V23L50 22ZM53 24H55V23H53ZM60 24V23H59ZM111 24V23H110ZM186 24V23H185ZM216 24H217V21H216ZM4 25V24H3ZM8 25V24H7ZM11 25V24H10ZM33 25V24H32ZM34 25H38V23L37 24H35V22H34ZM56 25V24H55ZM68 25V24H67ZM113 26H114V24H112ZM116 25V29L118 28V26ZM136 25V26H135ZM191 25V24H190ZM214 25V24H213ZM237 25V24H236ZM239 25H240V23H239ZM244 25H246V24H244ZM0 26H1V24H0ZM5 26V25H4ZM39 26V25H38ZM50 26V25H49ZM57 26V25H56ZM206 26V25H205ZM209 26V25H208ZM235 26V25H234ZM248 26V25H247ZM7 27V26H6ZM10 27H12L11 29H9V30H7L6 28L5 29H3V31H2V27H1V30H0V38H3L4 36H6L7 35V39H9L8 38V36L9 35H17L18 37H19V32L21 31V29L20 28H23V26L21 25V24H19V25H14V27L13 26H10ZM10 27H8V28H10ZM52 27V26H51ZM211 27V26H210ZM216 27V26H215ZM14 28V29H13ZM26 28V27H25ZM42 28H43V24H42ZM45 28V27H44ZM53 28H54V26H53ZM58 28V27H57ZM61 28V27H60ZM63 28V27H62ZM65 28V30H66V27H64ZM80 28V27H79ZM114 28H115V26H114ZM217 28V27H216ZM13 29V30H12ZM30 29V28H29ZM50 29H52V28H49V30ZM56 29V28H55ZM68 29V28H67ZM211 29H212V27H211ZM218 28H217V30H219ZM5 30V31H4ZM24 30V29H23ZM22 30V31H23ZM38 30V29H37ZM47 30V29H46ZM49 30H48V32H49ZM53 30V29H52ZM60 30H62V29H60ZM92 30V29H91ZM95 30V29H94ZM175 30V31H174ZM194 30V29H193ZM199 30V29H198ZM197 30V31H198ZM238 30L241 32V33H243V32H245V29L243 28V27H239L238 28ZM28 31H32V30H27V32ZM42 31V30H41ZM51 31V30H50ZM59 31V30H58ZM133 31V32H134ZM196 31V30H195ZM203 30H201V33L204 35L205 33V31L204 32H202ZM25 32H26V30H25ZM44 32H46V31H44ZM54 32H56V30L54 31ZM63 32V31H62ZM132 32V31H131ZM132 32V33H133ZM157 32H155V34L157 33ZM176 32V33H175ZM189 32H190V30H189ZM200 32V31H199ZM220 32V31H219ZM238 32V31H237ZM239 32V33H240ZM24 33V32H23ZM29 33V32H28ZM31 33V32H30ZM49 33H51V32H49ZM81 33V32H80ZM130 33V32H129ZM186 33V34H185ZM198 33V32H197ZM200 33V34H201ZM220 33H222V32H220ZM25 34V33H24ZM69 34V33H68ZM79 34V33H78ZM83 34V33H82ZM116 34V33H115ZM121 34V33H120ZM134 34V33H133ZM193 34H195V32L193 33ZM211 34V33H210ZM223 34V33H222ZM224 34H225V36H226V33L224 32ZM250 34H252V33H250ZM258 34L260 35V33L258 32ZM28 35V34H27ZM41 35V34H40ZM52 35V34H51ZM58 35V34H57ZM89 35V34H88ZM87 35V36H88ZM119 35V34H118ZM125 35V34H124ZM136 35V34H135ZM148 35H149V33H148ZM152 35V34H151ZM187 35H189V34H187ZM206 35H208L207 34V32H206ZM205 35V36H206ZM30 36V35H29ZM37 36V35H36ZM71 35H69V37H70ZM73 36H75V35H73ZM76 36H77V34H76ZM97 36V35H96ZM120 36V35H119ZM154 36V35H153ZM159 36V35H158ZM196 36V35H195ZM201 36V38L202 37H204L205 38V36H202V35H200ZM220 36V35H219ZM236 36V35H235ZM242 36V35H241ZM257 36V38H256V41H254V45H253V49H254V51H259L261 48L259 47V45H263V42H260L259 41V37H258V35H256ZM23 37V36H22ZM25 37V36H24ZM32 37V36H31ZM30 37V38H31ZM66 37H68V36H66ZM100 37V36H99ZM140 37V36H139ZM142 37H144V36H142ZM189 37V36H188ZM197 37H199V34L197 35ZM207 37H209V35L208 36H206V39H207ZM211 37H212V34H211ZM214 37V36H213ZM222 37H224V36H222ZM229 37V36H228ZM239 37V36H238ZM248 37V36H247ZM29 38V37H28ZM38 38V37H37ZM47 38H49V37H47ZM78 38V37H77ZM83 39H84V37H82ZM93 38H94V36H93ZM98 38V37H97ZM101 38V37H100ZM99 38V39H100ZM120 38V37H119ZM133 38V37H132ZM155 38V37H154ZM176 38V39H177ZM190 38V37H189ZM193 38V37H192ZM15 39V38H14ZM21 39V38H20ZM20 39H17V40H20ZM26 39V38H25ZM32 39V38H31ZM41 39V38H40ZM54 39V38H53ZM55 39H56V37H55ZM61 39V38H60ZM81 39V38H80ZM89 39V38H88ZM91 39V38H90ZM123 39V38H122ZM151 39V38H150ZM153 39V38H152ZM157 39V38H156ZM191 39V38H190ZM194 39V38H193ZM199 39V38H198ZM244 39V38H243ZM12 40H13V38H12ZM16 40V39H15ZM45 40H47V39H45ZM50 40V39H49ZM48 40V41H49ZM70 39H68V40H66L67 42L69 41ZM130 40V39H129ZM139 40V39H138ZM187 40L188 39H186V41H184V44H185V42H187ZM202 40V39H201ZM200 40V41H201ZM204 40V39H203ZM242 40V39H241ZM251 40V39H250ZM3 41V43H5L4 42V40H2ZM9 41H10V39H9ZM25 41V40H24ZM27 41H29V40H27ZM74 41V40H73ZM96 41V40H95ZM94 41V42H95ZM122 41V40H121ZM124 41V40H123ZM161 41V40H160ZM192 41H194V40H192ZM225 41H227V38H226V40ZM224 41V42H225ZM14 42V40L12 41V43ZM22 42V41H21ZM46 41H44V43H45ZM50 42V41H49ZM54 42H56V41H54ZM53 42V44H55ZM57 42L59 43V40L57 39ZM71 42V41H70ZM84 42V41H83ZM86 42V41H85ZM96 42H98V41H96ZM101 42V41H100ZM134 42V41H133ZM143 42V41H142ZM146 42H147V40H146ZM157 42V41H156ZM159 42V41H158ZM165 42V41H164ZM175 42V41H174ZM182 42V41H181ZM195 42V41H194ZM223 42V43H224ZM244 42V41H243ZM250 42V41H249ZM1 41H0V45L1 44H3ZM24 43V42H23ZM30 43H31V41H30ZM29 43V45H31ZM39 43V42H38ZM47 43V42H46ZM66 43V42H65ZM88 43V42H87ZM92 43V42H91ZM127 43H131V42H127ZM144 43V42H143ZM148 43V42H147ZM146 43V44H147ZM161 43V42H160ZM167 44H169V42H166ZM189 43V42H188ZM187 43V44H188ZM230 43V42H229ZM34 44H37V43H34ZM33 44V45H34ZM52 43H51V45H53ZM66 44H68V43H66ZM96 44V43H95ZM153 44V43H152ZM162 44V43H161ZM232 44V43H231ZM230 44V45H231ZM235 44V43H234ZM233 44V45H234ZM259 44V45H258ZM6 45V44H5ZM11 45V44H10ZM23 45H25V43L23 44ZM56 46H58L57 44H55ZM62 45H64V41L62 42ZM74 45V44H73ZM76 45V44H75ZM83 45V44H82ZM85 45V44H84ZM93 46H95L94 44H92ZM150 45V44H149ZM165 45V44H164ZM182 45V44H181ZM214 45V44H213ZM245 45V44H244ZM4 46V45H3ZM32 46V45H31ZM42 46V45H41ZM49 45H47L46 47H48ZM70 47L72 46V44H70L69 45ZM67 47V48H70V47ZM87 46H90V45H86V47ZM96 46H98V44L96 45ZM100 46V45H99ZM151 46V45H150ZM153 46V45H152ZM155 46V45H154ZM171 46V45H170ZM173 46V45H172ZM207 46V45H206ZM215 46V45H214ZM7 47H8V45H7ZM17 47V46H16ZM16 47H14V48H16ZM19 48H21L20 46H18ZM17 47V48H18ZM25 46H23V48H24ZM29 46H28V44H27V46L25 47L26 49L28 48ZM33 47V46H32ZM40 47V46H39ZM43 47H45V45H43L42 46V48ZM45 47V48H46ZM53 47V49H54V47L55 46H52ZM65 47V46H64ZM75 47V46H74ZM85 47V48H86ZM100 47H102V45L100 46ZM133 47V46H132ZM156 47V46H155ZM158 47H161L162 48V46H159L158 45ZM166 47V46H165ZM168 47V46H167ZM166 47V48H167ZM245 47H246V45H245ZM263 47V46H262ZM8 48H10V47H8ZM18 48V49H19ZM30 48V47H29ZM34 48H35V45H34ZM55 48H57V47H55ZM73 48V47H72ZM94 48V47H93ZM160 48V49H161ZM218 48H220V47H218ZM229 48H231L230 46H229ZM4 49V48H3ZM18 49H16L17 50V53H19L18 51ZM22 49V48H21ZM44 49V48H43ZM61 49V48H60ZM66 49V48H65ZM102 49V48H101ZM150 49V48H149ZM175 49H176V47H175ZM243 50H244V47L242 48ZM13 51V53H14V49H12ZM35 50V49H34ZM39 50H42V49H39ZM59 50V49H58ZM58 50H56V51H58ZM67 50V49H66ZM65 50V51H66ZM76 51L78 50V49H75ZM80 50V49H79ZM78 50V51H79ZM99 50V49H98ZM140 50V49H139ZM158 50V49H157ZM166 50V49H165ZM171 50H173V49H171ZM245 50H246V48H245ZM6 51V50H5ZM33 51V50H32ZM36 51V50H35ZM45 52H46V49L44 50ZM50 52H51V50H49ZM70 51H72V50H70ZM85 51V50H84ZM92 51V50H91ZM94 51V50H93ZM108 51V50H107ZM1 53H2V51H0ZM24 52V51H23ZM29 52V51H28ZM41 52V51H40ZM55 52V51H54ZM67 52V51H66ZM75 52V51H74ZM81 52H82V50H81ZM104 52V51H103ZM106 52V51H105ZM153 52V51H152ZM161 52H163V51H161ZM206 52V51H205ZM204 52V53H205ZM230 52V51H229ZM4 53V52H3ZM2 53V54H3ZM17 53H14V54H16L17 55ZM30 53V52H29ZM33 53H34V51H33ZM37 53V52H36ZM108 53V52H107ZM164 53V52H163ZM201 53V52H200ZM204 53H202V54H204ZM206 53H208L209 54V51L208 52H206ZM243 53H244V51H243ZM26 55H27V53H25ZM35 54V53H34ZM42 54V53H41ZM40 54V55H41ZM48 54V53H47ZM55 54H57V53H55ZM63 54V53H62ZM62 54L60 53V55L62 56ZM76 54H78V53H76ZM99 54V53H98ZM132 54V53H131ZM142 54H143V52H142ZM155 54V53H154ZM211 54H212V52H211ZM216 54V53H215ZM245 54V53H244ZM9 55V54H8ZM19 55V54H18ZM17 55V56H18ZM33 55V54H32ZM44 55H45V53H44ZM53 55H54V53H53ZM127 55V54H126ZM147 56H148V54H146ZM145 55V56H146ZM188 55V54H187ZM206 55V54H205ZM204 55V56H205ZM210 55V54H209ZM249 55H250V53H249ZM5 56V55H4ZM7 56V55H6ZM11 56V55H10ZM9 56V57H10ZM13 56H15V55H13ZM12 56V57H13ZM35 56V55H34ZM33 56V57H34ZM57 56H58V54H57ZM63 56H64V54H63ZM69 56V55H68ZM109 56V55H108ZM139 56H141V55H139ZM146 56V57H147ZM200 56V55H199ZM208 56V55H207ZM232 56V55H231ZM12 57H10V58H12ZM20 57H22L21 55H20ZM31 56L29 55V58H30ZM40 57H43V55H41ZM148 57H150L151 58V55H149ZM153 57V56H152ZM166 57V56H165ZM194 57H196V56H194ZM209 57V56H208ZM210 57H212V56H210ZM209 57V58H210ZM234 57V56H233ZM238 57V56H237ZM16 58V57H15ZM22 58H24V57H22ZM28 58V59H29ZM34 58H36L37 60H38V58L37 57H34ZM57 58V57H56ZM55 58V59H56ZM59 58V57H58ZM57 58V59H58ZM62 58V57H61ZM65 58V57H64ZM63 58V59H64ZM71 58V57H70ZM69 58V59H70ZM73 58V57H72ZM72 58H71V60H72ZM88 58V57H87ZM86 58V59H87ZM138 58V57H137ZM187 58H189V57H187ZM186 58V59H187ZM196 58H198V57H196ZM195 58V59H196ZM203 58L204 57H202V58H200L201 60H203ZM2 59V58H1ZM14 59V58H13ZM18 59H20L19 58V56H18V58H17V60ZM28 59H25V60H27L28 61ZM74 59V58H73ZM81 61H82V59L81 58H79ZM78 59V60H79ZM94 59V58H93ZM130 59V58H129ZM192 59V58H191ZM191 59H190V61H191ZM194 59V61H196ZM224 59V58H223ZM259 59V58H258ZM5 60H7V58H5ZM12 60V59H11ZM14 60H16V59H14ZM30 60V59H29ZM32 61V62H30V61H28V62H26V63H23V65L22 66H16L14 69L15 70H13L12 68L14 67V66H12V68H11V71H10V69L8 70V71H10V72H6L5 70H4V67H5V65L6 66H10L11 64L13 65V63H11V64H8V60L6 61L7 62V64L5 63V62H2L3 60H0V70L2 71V74H3V76L0 78L1 80H2V78H3V82H1L2 84H3V86L1 87L2 89H3V91H2V94L3 93H5L2 97H0L3 101H4V99H6L8 96H7V94L8 93H10L11 91L10 90H8V89H13V91H15L16 89H14V87H16L15 85H18L19 83H23V82H25L26 80H29V79H33V80H35V84H36V81H37V83L38 84H44V85H46L47 87H45V88H43V87H41L43 90H41V89H38L37 91L36 90H34L35 92H38L39 94L40 93H42V96H40V98H42L43 99V101H44V103L45 102H47V104L49 105H47L49 108H50V106H52V107H55V108H58L59 109V107H61L60 109L61 110H65L64 108L62 109V106H64V105H67V108H69V104L71 105V103H69L68 101L70 100H68L67 101V99L66 98H64L65 97V95H64V97H62V96H60V95H62V94H60V92L62 93V91L63 90H65V86H64V89L63 90H61L60 92L58 91L57 92V90H56V92L57 93H59L60 95H59V97L57 98L56 97V99H55V101L56 100H58L60 97H62V99L63 100H58L59 102H61L59 105H58V103L57 102H55L53 99H54V96H56V92L54 93V96H53V93H52V90H50L49 88L50 87H48L49 86V81H51L52 80V78H49L48 76H46L45 74H47V73H43L44 72V65L43 64H40V63H42V62H45V61H42V62H39V61ZM100 60V59H99ZM114 60H115V58H114ZM131 60L132 59H130V62H131ZM140 60V59H139ZM139 60L136 62L137 64H140V63H138L139 62ZM155 60V59H154ZM183 60V59H182ZM181 60V61H182ZM213 60V59H212ZM218 60V59H217ZM216 60V61H217ZM221 60V59H220ZM226 60V59H225ZM238 60V59H237ZM49 61H51V56H50V60ZM53 61V60H52ZM86 61H88V63H89V60L87 59V60H85V62ZM92 61V60H91ZM108 61V60H107ZM107 61H105V62H107ZM148 61H150V60H148ZM187 61V60H186ZM190 61H187V65H188V62H190ZM211 61V60H210ZM229 61V60H228ZM232 61V60H231ZM13 62V61H12ZM18 62V61H17ZM16 61H15V63H17ZM21 62H23V61H21ZM55 62H56V60H55ZM68 62V61H67ZM66 62V63H67ZM99 61H97V63H98ZM115 62V61H114ZM132 62H134V61H132ZM134 62V63H135ZM156 62V61H155ZM192 62V61H191ZM200 62V61H199ZM209 62V61H208ZM207 62V63H208ZM225 62V61H224ZM14 63V64H15ZM61 64H62V62H60ZM75 63H77V62H75ZM91 63V62H90ZM88 64V65H91V64ZM94 63V62H93ZM92 63V64H93ZM128 63V62H127ZM133 63V64H134ZM148 63V62H147ZM168 63V62H167ZM182 63L184 64V65H186V62L184 63V61H182ZM218 63V62H217ZM20 65H21V63H19ZM49 64V63H48ZM65 64V63H64ZM79 64V63H78ZM102 65H103V63H101ZM112 64V63H111ZM110 64V65H111ZM130 64H132V63H130ZM136 64V65H137ZM151 64V63H150ZM149 64V66H151ZM171 64V63H170ZM173 64V63H172ZM172 64H171V66H172ZM178 64V63H177ZM176 64V65H177ZM181 64V62L179 63V65ZM182 64V65H183ZM198 64V63H197ZM204 64V63H203ZM206 64V63H205ZM220 64H222L221 62L219 63V66L220 67H222ZM225 64V63H224ZM230 64V63H229ZM16 65V64H15ZM18 65V64H17ZM56 65V64H55ZM54 65V66H55ZM70 65V64H69ZM86 66H87V64H85ZM96 65V64H95ZM94 65V66H95ZM98 65V64H97ZM102 65H99V67L100 66H102ZM145 65V64H144ZM167 65H169V64H167ZM183 65V66H184ZM192 65V64H191ZM194 65V64H193ZM36 66V67H35ZM48 66H52V65H48ZM48 66H46V67H48ZM53 66V68H55ZM57 66V65H56ZM58 66H60L59 64H58ZM62 66V65H61ZM60 66V67H61ZM73 66V65H72ZM133 66V65H132ZM141 66V65H140ZM219 66L218 65H216V64H214V63H212V62H209V67H208V65H207V67H208V69L209 70H214L215 71V68L216 67H218L219 68ZM225 66V65H224ZM227 66V65H226ZM233 66H235V64L233 63ZM11 67V66H10ZM96 67V66H95ZM98 67V66H97ZM116 67H117V65H116ZM118 67H120V66H118ZM117 67V68H118ZM142 67V66H141ZM152 67V66H151ZM198 67H200V66H198ZM203 67V66H202ZM201 67V68H202ZM206 67V68H207ZM246 67V66H245ZM264 67V66H263ZM262 67V68H263ZM77 68V67H76ZM82 68V67H81ZM84 68V67H83ZM82 68V70L81 71H83V70H85V69H83ZM91 68V67H90ZM105 68V67H104ZM134 68V67H133ZM164 68V67H163ZM166 68V67H165ZM171 68V67H170ZM179 68V67H178ZM194 68V67H193ZM205 68V67H204ZM218 68H216V70L218 69ZM224 68V67H223ZM222 68V69H223ZM225 68H227V67H225ZM223 69L224 71H228V69ZM49 69V68H48ZM47 69V70H48ZM57 69V68H56ZM59 69V68H58ZM63 69H65V67L63 68ZM74 69H75V67H74ZM87 69V68H86ZM95 69V68H94ZM100 69V68H99ZM115 69V68H114ZM135 69H138V68H135ZM139 69H141V68H139ZM138 69V70H139ZM142 69H145V68H143L142 67ZM172 69V68H171ZM176 69V68H175ZM180 69H182V68H180ZM191 69V68H190ZM221 68H219L218 70H220ZM231 69V68H230ZM23 70V71H22ZM50 70V69H49ZM48 70V71H49ZM53 70V69H52ZM70 70V69H69ZM77 70V69H76ZM76 70H72L73 72L74 71H76ZM88 70V69H87ZM93 70V69H92ZM119 70V69H118ZM130 70L131 71H133V73L135 72L134 70H132L131 68H130ZM146 70V69H145ZM150 70V69H149ZM148 70V71H149ZM161 70H163V69H161ZM169 70V69H168ZM167 70V71H168ZM177 70V69H176ZM183 70V69H182ZM186 70H189L188 68L186 69ZM196 70H197V66H196ZM203 70V69H202ZM223 70H220V71H223ZM232 70H236V69H232ZM62 70H60L59 72H61ZM65 71H66V69H65ZM68 71V70H67ZM66 71V72H67ZM71 71V70H70ZM78 71H79V68H78ZM97 71V70H96ZM96 71H94V73H90L91 74V77H92V75H95V73H96ZM107 71V70H106ZM106 71H104V72H106ZM189 71H191V70H189ZM198 71V70H197ZM200 71H201V69H200ZM237 72H238V70H236ZM235 71V72H236ZM52 72V71H51ZM124 71H122V73H123ZM126 72V71H125ZM125 72L123 73V74H121L120 72L118 73V74H121V75H124L125 74ZM151 72V71H150ZM156 72V71H155ZM165 72V71H164ZM175 72H177V73H179L178 71H175ZM207 72V71H206ZM232 72V71H231ZM231 72H229V73H231ZM89 73V72H88ZM97 73H98V71H97ZM96 73V74H97ZM141 73V72H140ZM145 73V72H144ZM159 74H160V72H158ZM166 73H168V72H166ZM171 73V72H170ZM192 73H195V72H193L192 71ZM198 73V72H197ZM209 73V72H208ZM240 73V72H239ZM49 74V73H48ZM59 74V73H58ZM58 74H56V75H58ZM86 74H87V72H86ZM85 74V75H86ZM102 74V73H101ZM104 74V73H103ZM112 74H113V72H112ZM111 74V75H112ZM137 74V73H136ZM169 74V73H168ZM200 74V73H199ZM212 74V73H211ZM220 74V73H219ZM235 74V73H234ZM258 74V73H257ZM52 75V74H51ZM51 75H50V77H51ZM54 75V74H53ZM62 74L60 73V76H61ZM68 75V74H67ZM70 75L72 76L73 74H71L70 73ZM70 75H68V76H70ZM75 75V74H74ZM79 75H80V72H78L77 73V75L74 77V78H76V77H78L77 78V80L79 79H81V78H79ZM85 75H83V78H82V80H80V82L81 81H83V80H85V79H87L90 75H88L87 74V76L88 77H86ZM98 75V74H97ZM108 75H110L109 73L107 74V76ZM111 75H110V77H111ZM135 75V74H134ZM153 75V74H152ZM157 75V74H156ZM162 75V74H161ZM161 75H159V76H161ZM164 75H166V74H164ZM164 75H162V76H164ZM171 75V74H170ZM178 75V74H177ZM202 75V74H201ZM206 75H207V73H206ZM205 75V76H206ZM210 75V74H209ZM213 75V74H212ZM225 75V74H224ZM227 75H228V73H227ZM236 75H237V73H236ZM241 75V74H240ZM68 77V78H73V76L72 77ZM99 76H101L102 77V75H100V73H99ZM103 76H106V73H105V75H103ZM126 76H127V74H126ZM172 76H174V75H172ZM179 76V75H178ZM177 76V77H178ZM194 76H196V75H194ZM199 76V75H198ZM197 76V77H198ZM223 75H221L220 77H218V78H221V79H215L214 78V80L212 81V83L214 84L213 85V88L214 89H217V88H219V86L220 85H222L221 83H222V81H224V79H225V76L224 77H222ZM237 76H239V75H237ZM53 77V76H52ZM55 75H54V79H55ZM58 77V76H57ZM97 78H98V76H96ZM114 77V76H113ZM113 77H112V79H113ZM180 77H181V75H180ZM188 77V76H187ZM204 77V76H203ZM122 78V77H121ZM140 78V77H139ZM171 78V77H170ZM192 78V77H191ZM200 78V77H199ZM211 78H212V76H211ZM216 78H217V76H216ZM90 80H93V79H91V78H89ZM105 79V78H104ZM119 79H120V77H119ZM123 79V78H122ZM125 79V78H124ZM138 79V78H137ZM137 79H136V81H137ZM140 79H142V77L140 78ZM145 79H146V77H145ZM163 79H164V77H163ZM173 79H176L175 77H173ZM172 79V80H173ZM181 79V78H180ZM185 79V78H184ZM183 79V80H184ZM196 79V78H195ZM234 79V78H233ZM70 80H72V81H70V82H77V80H75V81H73V79H70ZM88 80V79H87ZM94 80L96 81V79H95V77H94ZM115 80V79H114ZM126 80V79H125ZM133 80H134V78H133ZM147 80V79H146ZM150 80V79H149ZM167 80H169V77H168V79ZM171 80V79H170ZM191 80V79H190ZM199 80H201V79H199ZM204 80H206V79H204ZM210 80V79H209ZM209 80H207L208 81V83L211 81H209ZM236 80V79H235ZM261 80H263L262 78H261ZM89 81V80H88ZM94 81V82H95ZM101 81H103V80H101ZM152 81V80H151ZM162 81V80H161ZM173 81H175V80H173ZM181 81V80H180ZM193 80H191V81H189V82H192ZM195 81V80H194ZM229 81V80H228ZM30 82V81H29ZM59 82V81H58ZM63 82V81H62ZM89 82H91V81H89ZM88 82V83H89ZM108 82V81H107ZM115 82H116V80H115ZM119 82V81H118ZM122 82V81H121ZM129 82V81H128ZM133 82V81H132ZM139 82H140V80H139ZM171 82V81H170ZM236 82V81H235ZM264 82V81H263ZM56 83V82H55ZM77 83H79V81L77 82ZM87 82H86V85L88 84ZM92 83H93V81H92ZM91 83V84H92ZM101 83V82H100ZM108 83H111L110 81L108 82ZM107 83V84H108ZM136 83H138V82H136ZM142 83V82H141ZM188 83V82H187ZM186 83V84H187ZM219 83V84H218ZM232 83V82H231ZM1 84V85H2ZM25 84V83H24ZM84 84V83H83ZM123 84H125V83H123ZM140 84V83H139ZM143 84V83H142ZM142 84H140V85H142ZM163 84V83H162ZM185 84V83H184ZM193 84V83H192ZM198 84H199V82H198ZM203 84H205V83H203ZM27 85V84H26ZM26 85H24V86H26ZM34 85V84H33ZM32 85V86H33ZM67 85V84H66ZM73 85H75V84H73ZM80 85V84H79ZM93 85H97V84H93ZM100 85V84H99ZM106 85V84H105ZM126 85V84H125ZM143 85H145V84H143ZM159 85V84H158ZM174 85V84H173ZM176 85V84H175ZM189 85V84H188ZM195 85L196 84H194L193 86L195 87ZM212 85V84H211ZM224 85H228V84H224ZM230 85H232V84H230ZM29 86V85H28ZM59 86V85H58ZM78 86V85H77ZM95 86H93V87H95ZM107 86V85H106ZM112 86V85H111ZM114 86V85H113ZM119 86H121V85H119ZM128 86V85H127ZM163 85H161V87H162ZM169 86H170V84H169ZM182 86V85H181ZM190 86V85H189ZM192 86V87H193ZM223 86V85H222ZM221 86V88H223ZM226 86H225V88H226ZM235 86V85H234ZM243 86V85H242ZM244 86H245V84H244ZM247 86V85H246ZM54 87V86H53ZM62 87V86H61ZM68 87V85L66 86V88ZM81 87V86H80ZM80 87H78V89H76V91L78 92L79 90H81V88ZM121 87H123V86H121ZM161 87H159V88H161ZM184 87V86H183ZM186 87V86H185ZM184 87V88H185ZM188 87V86H187ZM192 87H190V88H192ZM212 87V86H211ZM210 87V88H211ZM237 87V86H236ZM235 87V88H236ZM0 88V89H1ZM18 88H20L21 89V85H20V87H18ZM29 88H31L30 86H29ZM38 88H40V87H38ZM57 88V87H56ZM55 88V89H56ZM77 88V87H76ZM80 88V89H79ZM90 88V87H89ZM88 88V89H89ZM96 88H98V85H97V87ZM109 88H110V85H109ZM113 88H116V85H115V87H113ZM166 88V87H165ZM208 88V87H207ZM23 89V88H22ZM25 89H26V87H25ZM70 89V88H69ZM83 89V88H82ZM106 89H108L107 87H106ZM126 89V88H125ZM128 89V88H127ZM167 89H170V88H167ZM176 89H179V88H176ZM175 89V90H176ZM180 89H182V87H180ZM186 89H188V88H186ZM24 90V89H23ZM73 90V92H75L74 90L75 89H72ZM86 90H87V88H86ZM85 90V91H86ZM91 90V89H90ZM89 90V91H90ZM95 90H98V89H95ZM151 90V89H150ZM152 90H153V88H152ZM164 90V89H163ZM173 90V89H172ZM171 90V95H172V91ZM182 90H184V89H182ZM195 89H191V91H193V92H197L196 90L194 91ZM211 89H208V91H210ZM223 90H227V89H224L223 88ZM232 90H234V89H232ZM247 90V89H246ZM21 91V90H20ZM26 91V90H25ZM65 91H67V90H65ZM83 91V90H82ZM88 91V90H87ZM140 91V90H139ZM180 91V90H179ZM185 91V90H184ZM187 91V90H186ZM190 91V92H191ZM203 91H206V89L205 90H203ZM217 91V90H216ZM219 91L221 92V90H220V88H219ZM229 91H231V89H229ZM238 91V90H237ZM248 91V90H247ZM1 92V91H0ZM69 92H70V90H69ZM68 92V93H69ZM95 92V91H94ZM101 92H103V91H101ZM116 92V91H115ZM118 92V91H117ZM120 92V91H119ZM126 92V91H125ZM131 92V91H130ZM138 92V91H137ZM143 92V91H142ZM147 92V91H146ZM150 91H148L147 93H149ZM153 92H155L156 93V90L155 91H153ZM163 92V91H162ZM170 92V91H169ZM168 92V93H169ZM181 92V91H180ZM183 92V91H182ZM190 92L188 91V94H189V96H190ZM213 92H215L214 90H213ZM225 93H226V91H224ZM223 92V93H224ZM238 92H240V91H238ZM248 92H250V91H248ZM15 93L16 92H14V94H12V95H15ZM19 93V92H18ZM21 93V92H20ZM23 93V92H22ZM30 93V92H29ZM64 93V92H63ZM67 93V92H66ZM82 93V92H81ZM93 93V92H92ZM122 93V92H121ZM120 93V94H121ZM126 93H128V92H126ZM146 93V94H147ZM158 93V92H157ZM156 93V94H157ZM167 93V92H166ZM168 93H167V95H168ZM176 93V92H175ZM184 93H187V92H184ZM201 92H200V90H199V93L198 94H200ZM203 93V92H202ZM228 93V92H227ZM234 93V92H233ZM241 93V92H240ZM2 94H0V95H2ZM11 94V93H10ZM17 94V93H16ZM34 94V93H33ZM65 94V93H64ZM72 94V93H71ZM70 94V95H71ZM77 94V93H76ZM80 94V92L76 95V96H78ZM83 95H88V93H82ZM82 94H80L79 96H78V99H79V97L82 95ZM120 94L118 95V96H120ZM138 94H140V93H138ZM150 94H152V93H150ZM149 94V95H150ZM155 94V95H156ZM179 94V93H178ZM196 94V93H195ZM205 94V93H204ZM207 94V93H206ZM209 94H211L212 95V97H213V94H212V92L210 93L209 92ZM216 94H218L217 92H216ZM216 94H214V97L215 96H217ZM229 94V93H228ZM232 94V93H231ZM243 94V93H242ZM29 95V94H28ZM35 95H37V93L35 94ZM86 95H85V97H86ZM94 95V94H93ZM93 95H90V96H92L93 97ZM116 95V94H115ZM122 95H124V94H122ZM135 94H133V96H134ZM154 95V96H155ZM158 95V94H157ZM164 95V94H163ZM201 95V94H200ZM208 95V94H207ZM230 95V94H229ZM57 96H58V94H57ZM74 96V95H73ZM114 95H112V97H113ZM125 96V95H124ZM126 96H128V94H126ZM125 96V97H126ZM136 96V95H135ZM138 96V95H137ZM144 96H145V94H144ZM143 96V97H144ZM159 96V95H158ZM157 96V97H158ZM173 96V95H172ZM186 96V95H185ZM184 96V98H186ZM199 96V95H198ZM219 96V95H218ZM18 97H20V96H18ZM38 97V96H37ZM146 98H147V100H148V102H149V100L153 97V95L151 96V98H149L148 99V97H150V96H148L147 97V95L145 96ZM165 97H166V95H165ZM179 97H181V99H184L181 95L179 96ZM192 97V96H191ZM206 97V96H205ZM211 97V98H212ZM213 97V98H214ZM227 97V96H226ZM240 97V96H239ZM21 98V97H20ZM27 98V97H26ZM31 98V97H30ZM30 98H27L26 100H28V99H30ZM74 99L76 98L75 96L73 97ZM91 98V97H90ZM119 98V97H118ZM132 98L133 97H130V99L132 100ZM135 98H137V97H135ZM145 98V99H146ZM162 98V97H161ZM164 98V97H163ZM167 98V97H166ZM196 98V97H195ZM202 98H203V96H202ZM224 99L223 100H225V101H227L226 100V98L225 97H223ZM229 98V97H228ZM247 98V97H246ZM22 99H25L24 97L22 98ZM21 99V100H22ZM77 99V98H76ZM82 99H84V97H82ZM143 99V98H142ZM154 99H155V97H154ZM159 99V98H158ZM168 99H169V97H168ZM170 99H171V97H170ZM172 99H175V98H172ZM188 99H189V97H188ZM199 99H201V97L200 98H198V100ZM222 99V98H221ZM19 99H17V101H18ZM92 100V99H91ZM131 100H130V102H131ZM155 100H157V99H155ZM164 100V99H163ZM186 101H187V99H185ZM189 100H191V99H189ZM188 100V101H189ZM197 100V99H196ZM203 100V99H202ZM205 100V99H204ZM222 100V101H223ZM10 100H7V103L9 102ZM20 101V100H19ZM18 101V102H19ZM38 101V100H37ZM53 101L55 102V104H56V106L55 105H53L54 103H53ZM71 101V100H70ZM79 101V100H78ZM94 101V100H93ZM153 99L152 100H150V102H152L153 103ZM172 100H170V102H171ZM176 101H178V100H176ZM187 101V102H188ZM192 101V103L194 102L193 100H191ZM208 101V100H207ZM228 101H230V98H229V100ZM232 101V100H231ZM230 101V102H231ZM234 101V100H233ZM237 101V100H236ZM244 101V100H243ZM2 102V101H1ZM1 102H0V104H1ZM11 102V101H10ZM9 102V103H10ZM23 102V101H22ZM28 102H29V105L30 106H32L33 104H35V103H31L29 100H28ZM34 102V101H33ZM35 102H36V99H35ZM40 102V101H39ZM76 102V101H75ZM80 102V101H79ZM83 102H85V101H83ZM128 102H129V100H128ZM127 102V103H128ZM155 102H160V99H159V101L157 100V101H154V103ZM180 102V101H179ZM181 102H183V101H181ZM180 102V103H181ZM198 103H199V101H197ZM200 102H202L201 100H200ZM204 102V101H203ZM203 102H202V104H203ZM209 102L210 101H208V103L207 104H209ZM215 102V101H214ZM235 102V101H234ZM26 103V102H25ZM43 103V102H42ZM74 103V102H73ZM72 103V104H73ZM147 103V102H146ZM152 103H151V107H152ZM167 103V101L165 102V104ZM169 103V102H168ZM186 103V102H185ZM190 103V102H189ZM227 103V102H226ZM232 103V102H231ZM243 103V102H242ZM3 104H5V103H3ZM13 104V103H12ZM22 104V103H21ZM37 104V103H36ZM35 104V107H37L38 105H36ZM40 104V103H39ZM78 104V103H77ZM129 104V103H128ZM155 104H158V103H155ZM174 104V103H173ZM194 104V103H193ZM196 104V103H195ZM200 104V103H199ZM210 104H212V103H210ZM234 104V103H233ZM263 104V103H262ZM2 105V104H1ZM0 105V106H1ZM7 105V104H6ZM11 105V104H10ZM133 105V104H132ZM131 105V106H132ZM135 105V104H134ZM147 105H148V103H147ZM167 105V104H166ZM166 105H165V107H166ZM178 104H176V106H177ZM181 105V104H180ZM191 105V104H190ZM190 105H189V108H186V111H187V109L188 110H190ZM16 106V105H15ZM18 106V105H17ZM27 106V105H26ZM26 106H24V108L26 107ZM29 106V107H30ZM46 106V105H45ZM129 106V105H128ZM157 106V105H156ZM159 106H162V104L160 105L159 104ZM167 106H169V105H167ZM179 106V105H178ZM187 106V103L183 106V107H181V109H180V106H179V109L180 110H182V109H184L185 107ZM193 106L194 105H192V108H193ZM198 106H200V105H198ZM201 106H203V105H201ZM221 106V105H220ZM5 107V106H4ZM11 107V106H10ZM14 107V106H13ZM28 107V108H29ZM34 107V106H33ZM47 107V108H48ZM51 107V108H52ZM65 107V106H64ZM72 107H74V104H73V106ZM71 107V108H72ZM130 107V106H129ZM128 107V108H129ZM137 107V106H136ZM153 107H155V105H153ZM173 107H175V105H173ZM211 107V106H210ZM8 107L6 106V109H7ZM15 108V107H14ZM28 108H26V109H28ZM31 108V107H30ZM46 108V107H45ZM66 108V107H65ZM160 108V107H159ZM162 108V107H161ZM168 108H172V106L170 105V107H168ZM191 108V109H192ZM204 108V107H203ZM207 107H205L204 108V110L206 109ZM216 108H217V106H216ZM10 108H8L7 110H6V112L4 113V115L2 114V118H1V121H0V149H4L6 146L8 147V148H17L19 145H17L16 146V142L18 141L19 142V140H22V139H25L26 140V135L24 136L23 134H20V132L17 130L18 128H14V127H5V134L3 133V130H4V122H6L7 124H9L10 126H11V124H13V122H11L13 119H15V118H13L12 119V111L11 110H9ZM35 109H37V108H35ZM35 109H33L34 110V116L36 117V118H38L39 117V111H37V110H35ZM42 109L44 110V108L42 107ZM84 109V108H83ZM82 109V110H83ZM157 109H158V107H157ZM156 109V112L157 111H159L160 112V110L158 109L157 110ZM162 109H164V111L166 110V112H167V109H165V108H162ZM178 108L177 107H175V110L178 112V110H177ZM261 109H263V107L261 108ZM260 109V110H261ZM12 110H14V109H12ZM38 110H40V109H38ZM46 110V109H45ZM53 110L54 109H51L50 111L51 112H53ZM113 110V109H112ZM120 110V109H119ZM124 110V109H123ZM126 110V109H125ZM128 110V109H127ZM203 110V111H204ZM215 110V109H214ZM16 111V110H15ZM14 111V112H15ZM19 110H17L16 112H18ZM23 111V110H22ZM21 111V112H22ZM26 110H24L23 112H25ZM74 111H76V110H74ZM133 111V110H132ZM131 111V112H132ZM153 112H155V110H152ZM151 111V112H152ZM163 111V110H162ZM169 111H171L170 109H169ZM183 112L185 111V109L184 110H182ZM262 111V110H261ZM16 112H15V115H16ZM20 112V111H19ZM46 112V111H45ZM56 112H59V111H56ZM55 112V113H56ZM65 112V111H64ZM69 112V111H68ZM114 112V111H113ZM128 112V111H127ZM137 112V111H136ZM144 112V111H143ZM143 112H140V113H143ZM187 112H191V111H187ZM26 113V112H25ZM48 113V112H47ZM54 113V114H55ZM63 113V112H62ZM75 113V112H74ZM80 113H81V111H80ZM139 113V112H138ZM139 113V114H140ZM146 112H144V114H145ZM161 113V112H160ZM165 113V112H164ZM168 113V112H167ZM166 113V114H167ZM179 113V112H178ZM185 113V112H184ZM198 113V112H197ZM207 113V112H206ZM211 113V112H210ZM261 113V112H260ZM259 113V114H260ZM19 114V113H18ZM21 114H23V113H21ZM27 114V113H26ZM43 114H44V112H43ZM49 114V113H48ZM54 114H50V115H54ZM64 114V113H63ZM89 114H91V113H89ZM114 114V113H113ZM139 114H137L136 116H138ZM157 114H159L158 112H157ZM169 114V113H168ZM171 114V113H170ZM169 114V115H170ZM175 114V113H174ZM180 114H181V112H180ZM183 114V113H182ZM181 114V115H182ZM191 114H192V112H191ZM191 114H190V116H191ZM262 114V113H261ZM264 114V113H263ZM1 115V114H0ZM32 115V114H31ZM50 115H47V116H49L50 117ZM56 115V114H55ZM60 115V114H59ZM81 115H83L82 113H81ZM111 115V114H110ZM123 115V114H122ZM153 115H154V113H153ZM169 115H167V118H170V117H168ZM171 115H173V114H171ZM170 115V116H171ZM197 115V114H196ZM199 115H200V112H199ZM201 115H204V113H202ZM33 116V115H32ZM41 116V115H40ZM44 116H46L45 114H44ZM57 116V115H56ZM62 116V115H61ZM92 116V115H91ZM112 116V115H111ZM116 117H117V115H115ZM125 116V115H124ZM141 117L143 116V115H140ZM140 116H138L137 117V120H139L140 119V122H141V118H139ZM183 116V115H182ZM185 116V115H184ZM187 116H189V114L187 115ZM186 116V118H188ZM194 115H192V117H193ZM18 117H19V115H18ZM21 117V116H20ZM23 117V116H22ZM48 117V118H49ZM55 117V116H54ZM69 117V116H68ZM110 117V116H109ZM113 117V119H114V115L112 116ZM112 117L110 118V119H112ZM153 117V116H152ZM166 117V116H165ZM173 117H175V119H176V115L174 116L173 115ZM179 117V116H178ZM192 117H190V118H192ZM209 117V116H208ZM30 118V117H29ZM35 118V119H36ZM47 118V117H46ZM46 119V120H48V122H49V120H51V119ZM64 118V117H63ZM122 118H124V117H122ZM133 119H134V117H132ZM139 118V119H138ZM143 118V122H142V124L143 123H145V122H147L148 120H149V118L148 119H144V117H142ZM147 118V117H146ZM161 118V117H160ZM206 118V117H205ZM263 118V117H262ZM21 118H19L18 120L19 121H21V120H23V119H21ZM35 119H33V121L32 122H34V120ZM57 119H59V118H57ZM62 119V118H61ZM66 120H67V117L65 118ZM112 119V120H113ZM117 119V118H116ZM129 119V118H128ZM156 119V118H155ZM178 119V118H177ZM207 119V118H206ZM17 120V121H18ZM41 120H44V118L43 119H41ZM54 120H55V118H54ZM65 120V121H66ZM83 120V119H82ZM132 120V119H131ZM163 120H166V119H163L162 118V121ZM168 120V119H167ZM182 120V119H181ZM260 120V119H259ZM258 120V121H259ZM15 121V124L17 123V124H19L18 122H16V120H14ZM27 121V120H26ZM30 121V122H31ZM57 121V120H56ZM61 120L59 119V122H60ZM64 121V122H65ZM78 121V120H77ZM94 121V120H93ZM110 121V120H109ZM120 121V120H119ZM118 121V122H119ZM136 121V120H135ZM158 121V120H157ZM174 121V120H173ZM200 121V120H199ZM40 122V121H39ZM63 122V123H64ZM80 122V121H79ZM101 122V121H100ZM104 122V121H103ZM107 122V121H106ZM112 122V121H111ZM114 122V121H113ZM115 122H117L116 120H115ZM139 122V123H140ZM151 122V121H150ZM153 122H154V120H153ZM160 122V121H159ZM168 122H169V120H168ZM177 122V121H176ZM183 122V121H182ZM187 123H189V121H186ZM197 122V121H196ZM254 122H255V120H254ZM22 123H24V121L22 122ZM21 123V124H22ZM26 123V122H25ZM60 123H62V121L60 122ZM62 123V124H63ZM84 123V122H83ZM90 123H91V121H90ZM125 123V122H124ZM132 123V122H131ZM134 123V122H133ZM138 123V122H137ZM162 123V122H161ZM161 123H160V125H161ZM16 124V125H17ZM21 124H19V125H21ZM32 124V123H31ZM31 124H29V125H31ZM40 124V123H39ZM39 124H38V126H39ZM43 124H44V122H43ZM68 124V123H67ZM129 124V122L126 124V125H128ZM146 124V123H145ZM145 124H143V125H145ZM173 124V123H172ZM194 124V123H193ZM48 125V124H47ZM51 125H52V123H51ZM66 125V124H65ZM81 125V124H80ZM88 125V124H87ZM101 125V124H100ZM134 125V124H133ZM147 125V124H146ZM145 125V126H146ZM149 125V124H148ZM151 125H152V123H151ZM159 125V126H160ZM260 125V124H259ZM32 126V125H31ZM63 126H64V124H63ZM85 126V125H84ZM91 126V125H90ZM26 127H28V126H26ZM79 127V126H78ZM89 127V126H88ZM96 127V126H95ZM102 127H104V126H102ZM109 127V126H108ZM108 127H104V128H102L103 129V131L101 132V133H103L104 134V132L107 134V137H111V136H108V135H111V133H112V130L110 129V128H108ZM111 127V126H110ZM113 127V129H114V126H112ZM126 127V126H125ZM141 127V126H140ZM143 127V126H142ZM148 127V126H147ZM150 127V126H149ZM25 128V127H24ZM29 128V127H28ZM33 128H34V126H33ZM41 128V127H40ZM118 128V127H117ZM139 128V127H138ZM144 128H146V127H144ZM154 128V127H153ZM172 128H173V126H172ZM255 128V127H254ZM259 128H261V127H259ZM20 129V128H19ZM74 129V128H73ZM133 129V128H132ZM140 129V128H139ZM146 129H148V128H146ZM151 129V128H150ZM258 129V128H257ZM262 129V128H261ZM21 130H24L23 128L21 129ZM52 130V129H51ZM94 130V129H93ZM128 130V129H127ZM153 130V129H152ZM151 130V131H152ZM33 131V130H32ZM95 131V130H94ZM118 131H119V128H118ZM134 131H136L135 129H134ZM154 131V130H153ZM152 131V132H153ZM43 132H45V131H43ZM91 132V131H90ZM89 132V133H90ZM125 132H126V129H125ZM130 131H128V133H129ZM203 132V131H202ZM88 133V134H89ZM131 133H132V131H131ZM170 133V132H169ZM172 133V132H171ZM170 133V134H171ZM222 133H225V132H222ZM48 134V133H47ZM91 134V133H90ZM135 134V133H134ZM169 134V136H171ZM172 134H174V133H172ZM204 134V133H203ZM5 135V136H4ZM92 135V134H91ZM95 135V134H94ZM101 135V134H100ZM99 135V136H100ZM114 135V134H113ZM112 135V136H113ZM116 135H118V134H116ZM119 135H120V133H119ZM127 135H130V133L129 134H127ZM164 135V134H163ZM31 136V135H30ZM167 136V135H166ZM165 136V137H166ZM32 137V136H31ZM31 137H29V139L31 138ZM77 137V136H76ZM106 137V136H105ZM118 137V136H117ZM120 137V136H119ZM164 137V136H163ZM73 138V137H72ZM221 138V137H220ZM219 138V139H220ZM28 139V138H27ZM82 139V138H81ZM96 139V138H95ZM111 139V138H110ZM91 140H92V137H91ZM113 139H111V141H112ZM114 140H115V137H114ZM24 141V140H23ZM30 141V140H29ZM106 141H108V139L106 140ZM218 141H220V140H218ZM21 142V141H20ZM32 142H34V141H32ZM92 142H94V141H92ZM115 142V141H114ZM114 142H112L113 143V145L116 143H114ZM126 142H128V141H126ZM223 142V141H222ZM28 143V142H27ZM46 143V142H45ZM119 143V142H118ZM237 143V142H236ZM235 143V144H236ZM83 144V143H82ZM86 144V143H85ZM92 144V143H91ZM133 144V143H132ZM33 145V144H32ZM56 145V144H55ZM74 145V144H73ZM81 145V144H80ZM93 145V144H92ZM111 145V144H110ZM115 145H117V144H115ZM50 146V145H49ZM71 146V145H70ZM108 146H109V144H108ZM108 146L106 147V149L105 150H107L108 149ZM119 146V145H118ZM173 146V145H172ZM6 147V148H7ZM21 147V146H20ZM19 147V148H20ZM74 147V146H73ZM87 147V146H86ZM120 147V146H119ZM153 147V146H152ZM156 147V146H155ZM38 148V147H37ZM36 148V149H37ZM52 148V147H51ZM50 148V149H51ZM65 148V147H64ZM116 148V147H115ZM143 148V147H142ZM146 148V147H145ZM11 149V150H12ZM18 149V148H17ZM21 149V148H20ZM41 149V148H40ZM44 149V147L42 148V150ZM46 149V148H45ZM49 149V150H50ZM68 149V148H67ZM84 149H85V147H84ZM111 149V148H110ZM126 149V148H125ZM140 149V148H139ZM138 149V150H139ZM148 148H146V150H147ZM177 149V148H176ZM104 150V149H103ZM102 150V151H103ZM143 150V149H142ZM152 150V149H151ZM221 150H222V148H221ZM2 151V150H1ZM5 151V150H4ZM13 151H15V152H17L16 151V149L14 150L13 149ZM64 151H66V150H64ZM63 151V152H64ZM100 151V150H99ZM131 151V150H130ZM144 151V150H143ZM156 151V150H155ZM10 152V151H9ZM75 152V151H74ZM107 152V151H106ZM149 152V151H148ZM147 152V153H148ZM6 153V152H5ZM8 153V152H7ZM14 153V152H13ZM17 153H19V152H17ZM21 153V152H20ZM33 153H34V151H33ZM50 153V152H49ZM60 153V152H59ZM97 153H99V152H97ZM132 153H134V152H132ZM137 153V152H136ZM135 153V154H136ZM156 153V152H155ZM188 153V152H187ZM0 154H2V152L0 153ZM4 154V153H3ZM40 154V153H39ZM41 154H42V152H41ZM45 154V153H44ZM48 154V152L46 153V155ZM69 154H71V153H69ZM131 154V152L129 153V155ZM134 154V155H135ZM141 154V153H140ZM157 154V153H156ZM167 154V153H166ZM169 154V153H168ZM11 155V154H10ZM17 155V154H16ZM16 155L14 154V156L16 157ZM49 155V154H48ZM56 155V154H55ZM83 155V154H82ZM145 155V154H144ZM154 155V154H153ZM188 155V154H187ZM12 156H13V154H12ZM28 156V155H27ZM40 156V155H39ZM60 156V155H59ZM69 156V155H68ZM89 156V157H88ZM88 156H86V157H88V158H90V155L88 154ZM148 156H149V153H148ZM157 156V155H156ZM159 156V155H158ZM176 156V155H175ZM34 157V156H33ZM32 157V158H33ZM61 158H62V156H60ZM60 157H58L57 158V160L60 158ZM69 157H71V156H69ZM75 157V156H74ZM80 157V156H79ZM79 157H77V158H79ZM84 157H85V155H84ZM114 158L116 157L115 155L113 156ZM144 157H146V156H144ZM150 157V156H149ZM149 157H146V158H149ZM77 158H72V163H73V159L75 160H78ZM88 158H86V159H88ZM100 158V157H99ZM136 158H137V156H136ZM139 158V157H138ZM141 158V157H140ZM153 157H150V159H149V161L152 159ZM156 158V157H155ZM1 159H2V161H3V158L1 157ZM8 159V158H7ZM13 159V158H12ZM36 159L37 160H39V166L40 167H42V166H44L45 164H47L48 165V162H49V160H51L52 159V157L51 156H43V158H37L36 157ZM63 159V158H62ZM68 159V158H67ZM93 159V158H92ZM91 158L89 159V160H92ZM133 159H134V157H133ZM164 159V158H163ZM9 160V159H8ZM81 160V159H80ZM82 160L84 161V158H82ZM110 160V159H109ZM128 160V159H127ZM143 160H144V158H143ZM147 160V159H146ZM155 159L153 158V161H154ZM260 160V159H259ZM61 161V160H60ZM71 161V160H70ZM79 161V160H78ZM93 161H94V159H93ZM158 161H159V159H158ZM171 161V160H170ZM64 162V161H63ZM76 162V161H75ZM80 162V161H79ZM82 162V161H81ZM80 162V163H81ZM102 162H104V161H102ZM107 162H108V160H107ZM112 159H111V164H112ZM122 162V161H121ZM120 162V163H121ZM172 162V161H171ZM8 163V162H7ZM12 163V162H11ZM34 163H35V161H34ZM37 163V162H36ZM57 163V162H56ZM62 163V162H61ZM71 163V162H70ZM85 163V162H84ZM89 163H91V161L89 162ZM96 163H98V162H96ZM109 163V162H108ZM125 163V162H124ZM132 163V162H131ZM135 163H137V161H135ZM134 163V164H135ZM139 163V162H138ZM137 163V164H138ZM33 164V163H32ZM133 164V163H132ZM140 164V163H139ZM144 164V163H143ZM170 164V163H169ZM34 165V164H33ZM32 165V166H33ZM63 165V164H62ZM68 165V164H67ZM73 165V164H72ZM76 165V164H75ZM82 165V164H81ZM89 165V164H88ZM99 165V164H98ZM106 165H107V163H106ZM109 165V164H108ZM141 165V164H140ZM175 165H177V164H175ZM22 166V165H21ZM32 166H31V168H32ZM35 166V165H34ZM36 166H38V165H36ZM35 166V167H36ZM74 166V165H73ZM78 166V165H77ZM85 166V165H84ZM100 166V165H99ZM143 166V165H142ZM30 167V166H29ZM49 167V166H48ZM104 167V166H103ZM102 167V168H103ZM108 167H111V166H108ZM132 167V166H131ZM144 167V166H143ZM221 167V166H220ZM44 167H42V169H43ZM85 168H86V166H85ZM89 168V167H88ZM125 168V167H124ZM134 168V167H133ZM137 168V167H136ZM145 168H147V167H145ZM149 168H151V165L149 166ZM149 168H147V170H148V172L149 171H151ZM202 168H204V167H202ZM215 168V167H214ZM223 168V167H222ZM34 169V168H33ZM33 169H32V171H33ZM39 169V168H38ZM41 169V168H40ZM45 169V168H44ZM47 170H48V168H46ZM53 168H51V171H53L52 170ZM58 169V168H57ZM78 169H80V168H78ZM209 169V168H208ZM208 169H205V171L206 170H208ZM29 170V169H28ZM34 170H36V169H34ZM50 170V169H49ZM72 170H73V168H72ZM91 170V169H90ZM90 170H89V172H90ZM95 170V169H94ZM143 170V169H142ZM211 170V169H210ZM212 170H213V168H212ZM219 170H222V169H219ZM225 170V169H224ZM27 171V170H26ZM30 171H31V169L29 170V174L31 175L32 173H30ZM42 171H44V170H42ZM41 171V173H43L44 174V172H42ZM56 171V170H55ZM75 171V170H74ZM78 171V170H77ZM97 171V170H96ZM133 171V170H132ZM145 171V170H144ZM198 171V170H197ZM200 171H202V170H200ZM204 171V172H205ZM214 171H216V170H214ZM28 172V171H27ZM34 172H36V171H34ZM39 172H40V170H39ZM39 172H36L37 173V175H38V173ZM46 173H47V171H45ZM50 172V171H49ZM57 172H58V170H57ZM59 172H60V169H59ZM79 172V171H78ZM99 172V171H98ZM105 172V171H104ZM210 173L212 172V171H209ZM221 172V171H220ZM225 172V171H224ZM40 173V174H41ZM45 173V174H46ZM54 173H56V172H52V174H54ZM62 173H64L63 171H62ZM62 173H61V175H62ZM81 173V172H80ZM144 173V172H143ZM210 173L208 174H206L205 176H201L200 178H201V180H203V181H205L204 182V185L202 186V188H201V190H199V191H196V184L195 185H187V183H186V186H187V188H182V185L181 184H183V183H179L180 185H181V188L178 190L179 191V193L176 195L175 193H174V195H175V197L174 198H176V199H174V200H176V204L178 205V207H179V210H180V212H183V214H184V212H185V210L186 209H188L190 206H192L193 207V201H196V200H202L203 199V201L205 200L204 198H207V199H209L210 201L212 200V195H216V196H219V197H222V196H220V194H222L221 192H223L222 191V189H221V191H219V192H216V190L213 188L214 186H215V188L217 187L216 185H218V187H220V186H222L220 183H222V182H218V181H221V179H222V176H219V173H211V175H210ZM225 173H227V172H225ZM28 174V173H27ZM56 174H60V173H56ZM74 174V173H73ZM100 174V173H99ZM101 174H103V173H101ZM126 174V173H125ZM136 174V173H135ZM148 174V173H147ZM197 174H199V173H197ZM231 174V173H230ZM36 175V174H35ZM47 175H48V173H47ZM76 175H77V173H76ZM79 175V174H78ZM82 175H84L83 177H85L86 175H87V173H86V170L84 169L83 170V174ZM98 175V174H97ZM166 175V174H165ZM164 175V176H165ZM225 175V174H224ZM261 175V174H260ZM54 176V175H53ZM74 176V175H73ZM91 176V175H90ZM90 176H89V178H90ZM126 176V175H125ZM133 176H135L134 174H133ZM144 176H146V175H144ZM188 175H186V177H187ZM32 177V176H31ZM33 177H35L34 175H33ZM58 177V176H57ZM75 177V176H74ZM101 177V176H100ZM124 177V176H123ZM169 177V176H168ZM195 177V176H194ZM226 177V176H225ZM37 179H38V177H36ZM40 178V177H39ZM52 178V177H51ZM82 178V177H81ZM86 179H87V176L85 177ZM151 178H152V176H151ZM196 178V177H195ZM198 179H200L199 177H197ZM236 178V177H235ZM262 178V177H261ZM65 179V178H64ZM71 179V178H70ZM113 179V178H112ZM143 179V178H142ZM158 179V178H157ZM162 179V178H161ZM186 179V178H185ZM193 179V178H192ZM225 179V178H224ZM9 180V179H8ZM39 180V179H38ZM37 180V181H38ZM49 180V179H48ZM52 180H53V178H52ZM57 180V179H56ZM61 180V179H60ZM67 180V179H66ZM68 180H69V178H68ZM79 180H80V177H79ZM81 180H83V179H81ZM126 180V179H125ZM133 180H134V178H133ZM141 180V179H140ZM145 180V179H144ZM143 180V181H144ZM163 180H164V178H163ZM177 180V179H176ZM179 180V179H178ZM194 180V179H193ZM230 180V179H229ZM253 180V179H252ZM36 181V182H37ZM45 181V180H44ZM58 181H59V179H58ZM136 181V180H135ZM168 181V180H167ZM171 181V180H170ZM181 182L183 181V180H180ZM186 181V180H185ZM198 181V180H197ZM250 181V180H249ZM62 182H63V180H62ZM87 182H89L88 180H87ZM98 182V181H97ZM141 182V181H140ZM162 182V181H161ZM174 182H176V181H174ZM190 182H192V181H190ZM189 182V183H190ZM194 182H196V181H194ZM200 182V181H199ZM198 182V183H199ZM202 182V181H201ZM200 182V183H201ZM232 183L230 184V186L232 187L234 184V181L232 180L231 181ZM256 182V181H255ZM27 183H28V181H27ZM26 183V184H27ZM64 183V182H63ZM69 183V182H68ZM91 183V182H90ZM156 183H158V182H156ZM173 183V182H172ZM177 183H178V181H177ZM223 183H225V182H223ZM230 183V182H229ZM252 183V182H251ZM258 183V182H257ZM264 183V182H263ZM263 183H261V184H263ZM17 184V183H16ZM15 184V185H16ZM60 184V183H59ZM58 184V185H59ZM89 184V183H88ZM92 184V183H91ZM100 184V183H99ZM109 184V183H108ZM128 184V183H127ZM130 184V183H129ZM132 184V183H131ZM142 184V183H141ZM146 184V183H145ZM159 184V183H158ZM192 184V183H191ZM228 184V183H227ZM233 184V185H232ZM253 184H255V183H252V186H253ZM111 185V184H110ZM152 185V184H151ZM236 185V184H235ZM8 186V185H7ZM9 186H10V184H9ZM12 186V185H11ZM20 186V185H19ZM72 186V185H71ZM85 186V185H84ZM92 186H94V184L92 185ZM99 186V185H98ZM112 186V185H111ZM136 186H138V185H136ZM178 186V185H177ZM183 186H185V182H184V184H183ZM201 186V185H200ZM229 186V187H230ZM12 187H14V186H12ZM33 187V186H32ZM36 187V186H35ZM41 187V186H40ZM67 187V186H66ZM74 187V186H73ZM76 187V186H75ZM106 187V186H105ZM104 187V188H105ZM144 188H145V186H143ZM158 187V186H157ZM174 187H176V186H174ZM204 187V188H203ZM230 187V188H231ZM245 187V186H244ZM243 187V188H244ZM250 187H251V184H250ZM258 187V186H257ZM256 187V188H257ZM259 187H261V185H259ZM8 188H10V187H8ZM17 188V187H16ZM25 189H26V187H24ZM31 188V187H30ZM77 188V187H76ZM96 188H98L97 186H96ZM101 188V187H100ZM103 188V187H102ZM111 188V187H110ZM113 188V187H112ZM119 188V187H118ZM124 188V187H123ZM136 188V187H135ZM134 187H133V189H135ZM179 188V187H178ZM227 188V187H226ZM236 188H237V186H236ZM235 188V189H236ZM246 188H248V187H246ZM252 188V187H251ZM251 188H249V189H251ZM264 188V187H263ZM2 189V188H1ZM62 189V188H61ZM66 189V188H65ZM74 189V188H73ZM95 189V188H94ZM147 189H148V187H147ZM152 189V188H151ZM160 189V188H159ZM158 189V190H159ZM167 189V188H166ZM172 189H173V187H172ZM199 189V188H198ZM197 189V190H198ZM213 189H214V191H213ZM227 189H229V188H227ZM227 189H225V190H227ZM239 189H241L242 190V188H239ZM248 189V190H249ZM4 190V189H3ZM31 190H33L32 188H31ZM43 190V189H42ZM112 190V189H111ZM111 190H110V192H111ZM139 190V189H138ZM140 190H143V189H140ZM170 190V189H169ZM217 190H219V189H217ZM231 191L233 190V189H230ZM238 190V189H237ZM244 191H245V188L243 189ZM252 190V189H251ZM255 190H257V189H255ZM7 191V190H6ZM26 191V190H25ZM34 191V190H33ZM74 191V190H73ZM89 191H90V189H89ZM96 191V190H95ZM94 191V192H95ZM100 191V190H99ZM126 191V190H125ZM124 191V192H125ZM135 191V190H134ZM146 191V190H145ZM144 191V192H145ZM1 192V191H0ZM3 192H5V190L3 191ZM2 192V193H3ZM8 192V191H7ZM7 192H5V193H3V196H2V198L4 197H6V195L8 194ZM14 192V191H13ZM61 192V191H60ZM104 192V191H103ZM107 192H108V190H107ZM119 192H120V190H119ZM130 192H131V194L133 195V193H132V190L130 189ZM138 192V191H137ZM142 192V191H141ZM7 193V194H6ZM30 193H31V191H30ZM71 193V192H70ZM127 193V192H126ZM139 193V192H138ZM143 193V192H142ZM148 193V192H147ZM217 193H218V195H217ZM220 193V194H219ZM113 194V193H112ZM124 194V193H123ZM145 194H146V192H145ZM145 194L143 193V195L145 196ZM152 194V193H151ZM151 194H149V196L151 195ZM156 194H158V193H156ZM168 194V193H167ZM225 194V193H224ZM243 194V193H242ZM242 194H240V195H242ZM253 194V193H252ZM1 193H0V197H1ZM9 195H12L11 193L9 194ZM14 196H15V194H13ZM46 195V194H45ZM50 195H51V193H50ZM72 195V194H71ZM125 195V194H124ZM132 195H130V198L132 197V200L134 199L133 198V196ZM138 195V194H137ZM227 196H228V194H226ZM230 195V194H229ZM246 195V194H245ZM49 196V195H48ZM47 196V197H48ZM65 196V195H64ZM81 196V195H80ZM108 196V195H107ZM120 197H121V195H119ZM136 196V194L134 195V197ZM139 197H140V195H138ZM233 196V195H232ZM238 196H239V194H238ZM237 196V197H238ZM10 197V196H9ZM33 197V196H32ZM37 197V196H36ZM35 197V198H36ZM50 197V196H49ZM48 197V198H49ZM90 197V196H89ZM111 197V196H110ZM168 197V196H167ZM215 197V196H214ZM226 196H224L223 198H220V200H219V202L221 203H224V201H226V198H225ZM231 197V196H230ZM236 197V198H237ZM243 197H244V195H243ZM17 198V197H16ZM16 198H15V200H16ZM34 198V197H33ZM44 198H45V196H44ZM55 198V197H54ZM88 198V197H87ZM92 198V197H91ZM108 198H109V196H108ZM107 198V199H108ZM122 198V197H121ZM124 198H125V196H124ZM123 198V199H124ZM141 198V197H140ZM142 198H145V197H142ZM148 198V197H147ZM232 198V197H231ZM240 198V197H239ZM1 199V198H0ZM14 199V198H13ZM27 199V198H26ZM39 199V198H38ZM50 199V201H52L51 200V198H49ZM127 199V198H126ZM129 199V198H128ZM137 199H139V198H137ZM150 199V198H149ZM160 199V198H159ZM169 199V198H168ZM214 199H216V197L214 198ZM217 199H219V198H217ZM216 199V200H217ZM229 199V198H228ZM227 199V200H228ZM260 200H261V198H259ZM263 199V198H262ZM9 200V199H8ZM14 200V201H15ZM18 200V199H17ZM30 201H31V199H29ZM57 200V199H56ZM65 200V199H64ZM73 199H71V201H72ZM95 200V199H94ZM98 200V199H97ZM105 200H106V198H105ZM111 200V199H110ZM121 200V199H120ZM125 200V199H124ZM123 200V201H124ZM140 200H142V199H140ZM144 200V199H143ZM165 200V199H164ZM208 200V201H209ZM231 200V199H230ZM49 201V202H50ZM58 201V200H57ZM79 201V200H78ZM84 201V200H83ZM102 201V200H101ZM100 201V202H101ZM116 201V200H115ZM155 201V200H154ZM162 201V200H161ZM168 201V200H167ZM207 201V202H208ZM209 201V202H210ZM229 201V200H228ZM227 201V202H228ZM233 201V200H232ZM241 201V200H240ZM239 201V202H240ZM13 202V201H12ZM69 202H70V200H69ZM74 202V201H73ZM72 202V203H73ZM88 202V201H87ZM90 202V201H89ZM111 201H109V203H110ZM130 202V201H129ZM131 202H133V201H131ZM137 202H138V200H137ZM143 202V201H142ZM153 202V201H152ZM174 202V201H173ZM197 202V201H196ZM206 202V203H207ZM208 202V203H209ZM230 202V201H229ZM228 202V203H229ZM243 202V201H242ZM247 202V201H246ZM254 202V201H253ZM14 203V202H13ZM33 203H34V201H33ZM51 203H53V202H51ZM79 203V202H78ZM82 203V202H81ZM85 203V202H84ZM83 203V204H84ZM102 203H103V201H102ZM115 203V202H114ZM114 203L112 202V204L114 205ZM119 204L121 203V205L123 204L122 202H118ZM126 203H128L127 201H126ZM125 203V204H126ZM134 203V202H133ZM140 203V202H139ZM139 203H138V205H139ZM163 203V202H162ZM201 203V202H200ZM216 203V204H215ZM212 202L211 201V203H209L208 204V206H209V208L212 210L209 214H206L207 216L206 217H204V219L203 220H201V222H200V225H201V227H200V230H199V233H198V235L197 236H199V237H202V240H203V244H201V245H205V244H213V245H215L216 247L215 248H218V250H219V252H217V253H220L219 254V256H220V258H222L223 259V261H229V260H233L232 258H233V254H235V253H230L231 251L230 250H228L227 248H228V245L229 244H231L232 242H235V244L234 245H237L238 243L240 244V246L242 247V249L244 250V251H241V252H245L247 255L246 256H243L242 255V257H243V259H246L248 256H261L262 258H263V256L262 255H264V232H259V231H262L263 229H262V227L264 228V222L262 221V223L260 222V220H256V222H255V224L257 225V227L258 228H261L262 230H259V229H257L256 228V230L254 229V225H253V221H252V219L257 215V213L255 212V211H250L251 213V215L250 216H253L252 218L250 217V219H245V220H242L243 218H241L240 216V219L238 218V215H234V212L233 213H231L230 212V215H231V217L229 216V215H226V218L225 219H230V218H234V222H230V223H232L230 226H225L224 224V226L222 225V227H221V230L220 231H218L217 232V227L220 225V223H218V222H220V221H222L221 219L223 218V216L221 215V214H219V210L220 209H218L217 208V206H218V204H217V202ZM234 203V202H233ZM249 203H250V201H249ZM4 204H6V203H4ZM3 204V205H4ZM17 204V203H16ZM43 204V203H42ZM48 204V203H47ZM75 204V203H74ZM106 204H107V202H106ZM116 204V203H115ZM136 204V203H135ZM149 204V203H148ZM153 204V203H152ZM160 204V203H159ZM164 204V203H163ZM169 204V203H168ZM197 204V203H196ZM205 204V203H204ZM232 204V203H231ZM239 205V203H236V205ZM244 204H245V202H244ZM243 204V205H244ZM0 205H1V203H0ZM35 205V204H34ZM53 205V204H52ZM69 205V204H68ZM86 205H89V203L88 204H86ZM93 205V203L91 204V206ZM95 206H96V204H94ZM103 205H104V203H103ZM108 205V204H107ZM106 205V206H107ZM111 204H109V206H110ZM112 205V206H113ZM121 205H119V207L121 206ZM137 205V206H138ZM173 205V204H172ZM217 205V206H216ZM5 206L6 205H4V206H1V207H4L5 208ZM18 207H19V205H17ZM32 206V205H31ZM37 206V205H36ZM48 206H51V205H48ZM54 206V205H53ZM79 206H80V204H79ZM82 206V205H81ZM80 206V207H81ZM100 206V205H99ZM105 206V205H104ZM115 206V205H114ZM114 206L112 207V208H114ZM123 206V205H122ZM130 205H128L127 204V207H129ZM207 206V205H206ZM205 206V208H206V210H207V207ZM227 206V205H226ZM240 206H242V205H240ZM251 206H252V204H251ZM10 207V206H9ZM12 207V206H11ZM63 207V206H62ZM61 207V208H62ZM97 207H98V204H97ZM96 207V209H98ZM102 207V206H101ZM111 207V206H110ZM117 207V206H116ZM119 207H117V208H119ZM134 207H135V205H134ZM145 207H148V205L147 206H145ZM159 207V206H158ZM171 207V206H170ZM170 207H169V209H170ZM225 207V206H224ZM223 207V208H224ZM243 207V206H242ZM15 208H17V207H15ZM39 208V207H38ZM94 208V207H93ZM92 208V209H93ZM139 208H140V206H139ZM166 208V207H165ZM176 208V207H175ZM208 208V209H209ZM222 208V209H223ZM238 208V207H237ZM244 208V207H243ZM256 208V207H255ZM254 207H252V209H255ZM6 209H8V208H6ZM10 209H12V208H9V210ZM17 209H19V208H17ZM41 209H42V207H41ZM80 209H82V208H80ZM84 209V208H83ZM86 209V208H85ZM84 209V210H85ZM89 209V208H88ZM102 209V208H101ZM126 209V208H125ZM146 209V208H145ZM148 209V208H147ZM156 209V208H155ZM173 209V208H172ZM176 209H178V208H176ZM234 209V208H233ZM28 210V209H27ZM34 210V209H33ZM36 210V209H35ZM50 210V209H49ZM62 210V209H61ZM76 210H77V208H76ZM94 210V209H93ZM107 210V209H106ZM111 210H113V209H111ZM121 210H123V209H121ZM128 210V209H127ZM159 210V209H158ZM164 210H168V209H164ZM175 210V209H174ZM201 210V209H200ZM225 210H226V208H225ZM232 210V209H231ZM11 211H13V210H11ZM39 211V210H38ZM63 211V210H62ZM61 211V212H62ZM124 211V210H123ZM126 211V210H125ZM129 211V210H128ZM133 211H135V210H133ZM152 212H153V210H151ZM160 211V210H159ZM163 211V210H162ZM177 211V210H176ZM187 211H190V210H187ZM205 211V210H204ZM15 212H17V211H15ZM40 212H42L41 210H40ZM44 212V211H43ZM47 212V211H46ZM60 212V213H61ZM68 212V211H67ZM104 212V211H103ZM109 212V211H108ZM107 212V213H108ZM119 212H121L120 210H119ZM137 212V211H136ZM139 212V211H138ZM143 212H144V209H143ZM145 212H146V210H145ZM147 212H148V210H147ZM150 212V211H149ZM166 213H167V211H165ZM165 212H163V214L161 213V212H159V213H155L158 217H156L155 216V214H150L149 213V215L151 216V217H153V218H160L161 219V215H162V217H167V214L165 213ZM170 212H171V210H170ZM169 212V213H170ZM206 212V211H205ZM241 212V211H240ZM263 212V211H262ZM30 213H31V211H30ZM33 213V212H32ZM69 213V212H68ZM72 213V212H71ZM78 213H79V211H78ZM94 213V212H93ZM100 213V212H99ZM106 213V212H105ZM110 213V212H109ZM112 213V212H111ZM113 213H115V211H113ZM140 213V212H139ZM172 213V212H171ZM174 213V212H173ZM172 213V214H173ZM176 213V212H175ZM179 213V212H178ZM225 213V212H224ZM259 213H260V211H259ZM264 213V212H263ZM56 214V213H55ZM95 214V213H94ZM120 214V213H119ZM123 214V213H122ZM182 214V213H181ZM180 214V215H181ZM182 214V215H183ZM238 214V213H237ZM262 214V213H261ZM64 215V214H63ZM77 215V214H76ZM80 215V214H79ZM93 215V214H92ZM96 215V214H95ZM99 215V214H98ZM113 215V214H112ZM123 215H126V214H123ZM145 215V214H144ZM143 215V216H144ZM148 215V214H147ZM148 215V216H149ZM174 215V214H173ZM176 215V214H175ZM187 215L188 216H191V214L189 213H187ZM243 215V214H242ZM259 215V214H258ZM257 215V216H258ZM263 215V214H262ZM35 216V215H34ZM43 216V215H42ZM78 216V215H77ZM116 216H118V215H116ZM130 216V215H129ZM170 216V215H169ZM185 216V215H184ZM199 216H201V215H199ZM198 216V217H199ZM249 216V215H248ZM259 216H261V215H259ZM44 217V216H43ZM60 217V216H59ZM63 217V216H62ZM65 217H66V215H65ZM95 217V216H94ZM114 217H115V215H114ZM132 217H133V215H132ZM175 217V216H174ZM174 217H173V220H174ZM183 217V216H182ZM228 217V218H227ZM36 218V217H35ZM40 218V217H39ZM46 218V217H45ZM44 218V219H45ZM99 218V217H98ZM121 218H123V217H121ZM127 218H128V215H127ZM136 218V217H135ZM144 218H146L145 216H144ZM155 218V219H156ZM181 218V217H180ZM188 218H193V217H188ZM256 218V217H255ZM41 219V218H40ZM43 219V218H42ZM134 219V218H133ZM159 219V220H160ZM169 219V218H168ZM194 219V218H193ZM197 219V218H196ZM257 219V218H256ZM259 219H260V217H259ZM262 219V218H261ZM146 220V219H145ZM157 220V219H156ZM155 220V221H156ZM162 220V219H161ZM172 220V219H171ZM176 220V219H175ZM186 220V219H185ZM187 220H189V219H187ZM200 220H197V221H200ZM4 221V220H3ZM48 221V220H47ZM178 221V220H177ZM193 221H195L196 222V220H193ZM225 221V220H224ZM228 221V220H227ZM227 221H225L224 223H226ZM257 221H259V223L257 222ZM5 222V221H4ZM45 222H46V220H45ZM52 222V221H51ZM70 222H72L71 220H70ZM131 222V221H130ZM129 222V223H130ZM146 222V221H145ZM175 222V221H174ZM173 222V223H174ZM189 222L192 224V227H193V225L195 224L194 222H192L191 220H189ZM223 222V221H222ZM229 222V221H228ZM236 222V225L234 226L233 225V223H235ZM68 223H69V221H68ZM127 223V222H126ZM137 223V222H136ZM161 223V222H160ZM163 223V222H162ZM170 223V222H169ZM172 223V222H171ZM184 223V222H183ZM194 223V224H193ZM2 224V223H1ZM4 224V223H3ZM7 224V223H6ZM24 224V223H23ZM27 224V223H26ZM52 224V223H51ZM180 224H182V221H181V223ZM219 224V225H218ZM46 225V224H45ZM69 225V224H68ZM128 225V224H127ZM130 225V224H129ZM128 225V226H129ZM167 225V224H166ZM176 225H177V222H176ZM184 225V224H183ZM190 225V224H189ZM196 225V224H195ZM194 225V226H195ZM198 225H199V223H198ZM74 226V225H73ZM131 226V225H130ZM133 226V225H132ZM156 226V225H155ZM169 226V225H168ZM173 226H174V224H173ZM180 226V225H179ZM178 226V227H179ZM187 226V225H186ZM248 226H249V229L248 230H245V231H247L246 233H244V235H243V237L241 236V237H237V235H236V233L238 232L237 231V229L239 228L240 230L243 228V227H246V228H248ZM5 227V226H4ZM7 227V226H6ZM20 227V226H19ZM30 227H31V225H30ZM29 227V228H30ZM139 227H140V225H139ZM164 228L163 227V225L161 224L160 226H159V228ZM183 227V226H182ZM181 227V228H182ZM185 227V226H184ZM198 227V226H197ZM1 228V227H0ZM10 228V227H9ZM33 228V227H32ZM121 228V227H120ZM158 228V227H157ZM170 228V227H169ZM168 228V229H169ZM180 228V229H181ZM220 228V227H219ZM11 229H13V228H11ZM27 229H28V227H27ZM35 229V228H34ZM128 229V228H127ZM166 229V228H165ZM176 229H177V227H176ZM185 229H187V228H185ZM199 229V228H198ZM197 229V230H198ZM245 229V228H244ZM251 229V230H250ZM254 229V230H253ZM122 230V229H121ZM134 230V229H133ZM148 230V229H147ZM158 230V229H157ZM259 230V231H258ZM3 231V230H2ZM129 231V230H128ZM149 231V230H148ZM159 231H160V229H159ZM170 231V230H169ZM178 231V230H177ZM180 231H184L183 229H181ZM179 231V232H180ZM244 231V230H243ZM244 231V232H245ZM5 232H7V231H5ZM5 232H3V233H5ZM9 232V231H8ZM16 232H18V231H16ZM188 232V231H187ZM23 233H24V231H23ZM26 233V232H25ZM36 233V232H35ZM126 233H128V232H126ZM167 233V232H166ZM173 233V232H172ZM220 233V234H219ZM28 234V233H27ZM47 234V233H46ZM186 234V233H185ZM240 234V233H239ZM241 234H243V233H241ZM25 235V234H24ZM149 235V234H148ZM177 235H178V233H177ZM2 236V235H1ZM23 236V235H22ZM27 236V235H26ZM30 236H33V235H30ZM141 236V235H140ZM154 236V235H153ZM187 236V235H186ZM185 236V237H186ZM189 236L190 237H192V234L190 233L189 234ZM194 236V235H193ZM240 236V235H239ZM142 237V236H141ZM149 237V236H148ZM184 237V236H183ZM184 237V238H185ZM162 238V237H161ZM179 238V237H178ZM32 239V238H31ZM186 239V238H185ZM192 239H193V237H192ZM1 240V239H0ZM34 240V239H33ZM178 240H180V239H178ZM191 239L188 237V242L190 241ZM202 240H201V242H202ZM36 241H38V240H36ZM188 242H186V243H188ZM205 243V244H204ZM233 244H231V245H233ZM89 245H91V244H89ZM99 244H97V246H98ZM106 245V244H105ZM139 245V244H138ZM189 245H191V246H201L200 244H199V242H197V240H196V242L195 241H193V240H191L190 242H189ZM209 246V245H208ZM108 247V246H107ZM231 247V246H230ZM115 248V247H114ZM133 248V247H132ZM194 248V247H193ZM192 248V249H193ZM233 248V247H232ZM75 249V248H74ZM129 249V248H128ZM203 250V249H202ZM217 250V251H218ZM237 250H238V248H237ZM74 251V250H73ZM105 251V250H104ZM135 251V250H134ZM160 251V250H159ZM240 251V250H239ZM238 251V252H239ZM72 252V251H71ZM70 252V253H71ZM75 252V251H74ZM162 253V252H161ZM72 254H74V253H72ZM71 254V255H72ZM243 254V253H242ZM68 255V254H67ZM82 255V254H81ZM113 255V254H112ZM199 255V254H198ZM200 255H201V253H200ZM73 256H75V255H73ZM203 256V255H202ZM231 256V257H230ZM238 256V255H237ZM66 257V256H65ZM201 257V256H200ZM241 257V258H242ZM64 258V257H63ZM67 258H69V257H67ZM230 258V259H229ZM255 258V257H254ZM72 259V258H71ZM235 260H236V258H235ZM240 260V259H239ZM73 262V261H72ZM222 263V262H221ZM227 263V262H226ZM149 264V263H148Z\"/></svg>","mask_w":264,"mask_h":264}]
</instances>
